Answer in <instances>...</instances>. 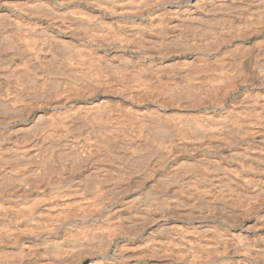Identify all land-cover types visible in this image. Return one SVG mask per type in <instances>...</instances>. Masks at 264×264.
Instances as JSON below:
<instances>
[{"label": "bare ground", "instance_id": "bare-ground-1", "mask_svg": "<svg viewBox=\"0 0 264 264\" xmlns=\"http://www.w3.org/2000/svg\"><path fill=\"white\" fill-rule=\"evenodd\" d=\"M10 1H12V0H10ZM22 0H15L13 3H11V6H9L8 5V3H6L7 4V7L9 6V7H11L14 11H16V12H22L26 17H27V19L25 20V18H24V22H21V23H23L22 24V26L21 25H19V24H21L20 22H18V21H15V19H14V26H16V29H17V32H18V30H19V34H17V36L14 38V40H12V41H10L9 42V48L11 49V52H12V57L14 58V57H18L20 60H23V61H25V62H28L30 65H31V71L32 70H35V69H33V67H37L38 65H40L39 63H44V62H41L42 60H46V58H51L50 60L53 62V65H55L54 67H67V68H70L69 70L71 71V72H68V75L67 76H69V74H71V75H73V73L75 74L77 71H79V70H86L85 71V73H88V71L90 70V68H92L93 66H94V62H95V59L97 60L98 58H99V56H100V54H98L99 52H101V53H104V52H102L103 50L104 51H111V54L113 55V58H115V59H117L118 61H119V64H115V63H117V62H112L113 63V67H116V66H119L120 65V63L121 64H125V63H123V62H127V63H135V62H137V61H139V63L142 65V67H140V70H147L151 75L153 74L154 76L153 77H155V78H157L158 80L160 79V78H163V80L165 81V85H163L162 84V87H163V89H162V87L161 88H159L158 89V91H157V93H155V94H158L159 93V96H160V98L162 99V101L167 105V109L165 110V112L167 113V115H169V114H172L173 115V113L174 114H180L179 115V117H176V118H178L177 120H173L172 118H171V120H173V121H171V120H169L170 119V117L172 116V115H169V119H166V118H160L159 116H157V115H153V118H155V119H158L159 120V122H158V124H154V123H152V122H145V120L144 119H146V118H144V119H142V120H144V121H141L140 122V126L138 127V129L141 127V130L144 132V136L146 135V138L148 139H150V138H152V140L154 139V143L152 144V145H154L153 147H152V145H149L148 146V144H150V143H147L146 142V144L147 145H145V146H143V147H141V145L142 144H139V145H131V150H128V151H130V153L128 154V155H126V154H124L126 157H124V158H126L124 161L125 162H129V163H131V164H133L132 165V167L131 168H129L130 170H131V176H137L141 171H143L144 169H145V165H143L144 163H143V161H145L146 160V158H147V156H149L150 155V153L152 152V154H154L156 157H157V162H159L160 163V167H161V170L160 171H163L164 169H166V167H168L169 168V172H172V176H166V175H157V177H156V180H155V186H157L158 187V189L156 190V188H155V190H156V192H154L153 191V193L150 195V197L151 198H153V199H155L156 201H163V200H166V201H168L169 202V204H162L163 206H168V205H170V207L171 208H175V207H180V208H182L183 209V212H184V214H188V213H192L193 212V210H194V208H195V204L193 203V201L195 202V198L193 199V197H201L202 199H209L210 198V196L212 195V194H214L215 192H223L224 193V191H225V194H226V191H230V190H234L233 188L234 187H232L233 185H235L234 183H236V185L238 184V182H235V181H233L234 183H231V181H232V178H229V175L227 174V169L225 168V171H226V173H222V172H220L221 174H217V170H216V164H218V161L217 160H215V158H212V157H208V156H205V155H203V156H200L199 158H198V160L197 161H199L200 160V162L201 163H206V164H208L207 165V167H206V169H205V171L206 172H204V177L206 178V179H208V180H211L212 181V183H211V189L210 190H205V191H203L202 189H203V181H202V179H201V177L199 178L197 175L198 174H200V172L199 173H197V170H196V173L197 174H195L194 172H192V170L191 171H188V170H185V167H188V166H184V160H183V158H184V156H187V157H194V155H196L197 153H200V151H202V150H204V151H208V150H211L212 149V151H213V149H218V148H221V147H223V146H230L231 144H229V140L230 139H232V140H234L233 138H230L231 136H233V135H231L230 136V132H231V130H235V133H236V135H238V139H240L239 138V135H240V137H242V139H243V136L245 137H248L247 135L249 134V137H250V132H251V124H248L249 122H250V120H252L251 118L254 116V111L253 112H250V113H248L247 112V109H246V107H245V111L248 113V114H245L246 112L244 111L243 112V110L241 111V112H239V111H236L234 108H233V105L235 104V102H236V99L235 100H233L232 99V101H231V105H229V107H227L226 109H225V111H224V114H222V115H215V116H212V114L211 113H207L206 112V110H205V114H204V116L202 115V120H197V119H195L194 117H192V113L194 112V111H197V113L199 112V110H200V108H202L201 106H212V108L215 110H217V107H219L220 106V103L219 102H217L216 100V103H210V101L208 100V98L205 96L207 93H205V95H203L204 94V92H203V94L201 93V92H198V86H200L203 82H207L208 83V86L209 85H211V84H214V85H216L217 86V84L216 83H219L220 85H222V91H220L221 92V94H222V97L224 96L226 99L231 95H229V88L230 87H232L233 88V85H235L236 83H241V84H244L245 86H247V85H249L250 86V88L252 87V91L253 92H251V95H252V93L253 94H255L254 96H258V95H256L257 94V90H260L261 89V87H263L264 86V74H263V69H262V72H260L257 68H255L254 67V58H255V56H256V52H258V51H260L259 50V48H258V45L260 44V40L261 39H263L264 40V0H24V1H26V2H21ZM5 3H1V5H4ZM8 7V8H9ZM7 10H10V9H7ZM7 12V11H6ZM5 12V13H6ZM15 12V13H16ZM1 13H3V12H1ZM0 13V14H1ZM4 13V14H5ZM11 14V13H10ZM13 14V13H12ZM17 14V13H16ZM13 16V15H12ZM18 16V15H17ZM17 16H14V17H17ZM21 16V15H20ZM4 17H5V15H4ZM10 17H11V15H10ZM19 17V16H18ZM17 17V18H18ZM5 18H7V17H5ZM2 19L4 20V18L2 17ZM0 20H1V18H0ZM2 20V21H3ZM6 20V22H4L5 24H7V19H5ZM9 20V19H8ZM19 20V19H18ZM21 20H23V19H21ZM1 21V22H2ZM10 21V20H9ZM8 21V22H9ZM106 22V23H105ZM12 23V22H11ZM2 24V23H1ZM0 24V25H1ZM13 24V23H12ZM104 24L106 25V26H104ZM5 26H8V25H4L3 26V29H2V31H4V27ZM14 26H12L13 28H14ZM11 27V28H12ZM18 27V28H17ZM21 27V28H20ZM1 29V28H0ZM5 30H6V27H5ZM15 30V29H14ZM14 30H10L11 32L13 31V33H14ZM7 31H9L8 29H7ZM238 32L239 33V31H240V35H239V37H240V40H236L235 41V38H234V36H233V33L234 32ZM17 32H15V33H17ZM0 33H1V31H0ZM4 33V32H3ZM5 33H9V32H5ZM15 33H14V35H15ZM237 33V34H238ZM11 34V33H10ZM3 35V34H2ZM7 35H9V34H7ZM7 35H6V38H7ZM12 35V34H11ZM10 35V36H11ZM13 35V36H14ZM189 35H190V37H189ZM236 35V34H235ZM5 36V35H4ZM3 36V37H4ZM10 36H8V37H10ZM2 37V36H1ZM1 39V38H0ZM237 41H242V42H247L248 41V48H249V53H248V55L246 56V57H242L243 59L242 60H240V62L239 63H237V60H236V58L238 57V54L237 53H234V54H237V57H235L234 55H233V51H236L235 49L233 50V49H229V48H226V47H230L231 46V44H234L235 42H237ZM51 42H53V44H55V45H58L60 42H64L63 44H64V47H65V52H63V53H58L56 50H55V48L53 47V44L51 43ZM259 42V44H257ZM262 43H264V41H262ZM243 44V43H242ZM241 44V45H242ZM3 48L6 46H3V45H1ZM59 46V45H58ZM243 46V45H242ZM260 46V45H259ZM261 46H264V44L262 45L261 44ZM8 47H5V49L6 48H8ZM8 48V49H9ZM244 48V47H243ZM9 49V50H10ZM4 50V49H3ZM98 51V53H96L97 51ZM262 50V49H261ZM264 50V49H263ZM2 51V50H1ZM4 51H6V50H4ZM96 51V52H95ZM7 52V51H6ZM11 52H10V54H11ZM62 54V55H61ZM245 54V53H244ZM243 54V55H244ZM258 54H259V52H258ZM257 54V55H258ZM7 55H9V54H7ZM60 55H61V58L63 59H61L62 61H59L57 58H59L60 57ZM262 55H264V54H262ZM11 55H9V57H10ZM57 56H59V57H57ZM259 56V55H258ZM7 57V56H6ZM6 57H5V55H4V58H5V60H6ZM8 57V58H9ZM11 57V58H12ZM111 57V56H110ZM263 57V56H262ZM7 58V59H8ZM10 58V59H11ZM2 59V58H1ZM60 59V58H59ZM238 59V58H237ZM9 60V59H8ZM16 60V59H15ZM109 60V59H108ZM135 60H137V61H135ZM257 60V59H256ZM17 61H19L18 59H17ZM105 61V60H104ZM128 61H130V62H128ZM135 61V62H134ZM261 61V60H260ZM9 62V61H8ZM11 62V61H10ZM48 62H49V59H48ZM52 62H49V64L50 63H52ZM97 62H99V61H97ZM101 62V61H100ZM210 62H213L215 65H216V69L214 70V71H209L208 69H206V70H203L201 67L202 66H199V65H205V67H207L206 65L208 64V63H210ZM262 62H264V61H262ZM2 62H0V64H1ZM12 63V62H11ZM21 63V62H20ZM110 63H111V61H110ZM138 63V64H139ZM237 63V64H236ZM256 63V62H255ZM260 63V62H259ZM9 64V63H8ZM8 64H6V66H5V68L8 66H10V64L8 65ZM13 64H14V62H13ZM28 64V65H29ZM48 64V65H49ZM65 64V65H64ZM211 64V63H210ZM21 65V64H20ZM19 65V66H20ZM23 65V66H22ZM22 65H21V67L23 68L24 67V69H26V65L24 66V64H23V62H22ZM43 65V64H42ZM52 65V64H51ZM105 65H106V63H105ZM114 65H116V66H114ZM264 65V64H263ZM1 66H4V65H1ZM12 66V65H11ZM16 66V65H15ZM15 66H13V67H15ZM107 66H108V64H107ZM110 66V65H109ZM130 66V65H129ZM261 66V65H260ZM7 67V68H8ZM30 67V66H29ZM40 67V66H39ZM54 67H52L53 69H54ZM113 67H110L111 69L113 68ZM1 68V67H0ZM4 68V67H3ZM6 68V69H7ZM41 68H43V67H40L39 69H41ZM45 68V67H44ZM46 68H48V66H46ZM50 68V67H49ZM67 68H65V69H67ZM72 68L74 69L75 68V70L77 69V71L76 72H72ZM103 68V67H102ZM130 68V67H129ZM134 68V67H133ZM201 68V69H200ZM18 68H16L15 70H17ZM30 68H28L27 70H29ZM51 69V68H50ZM53 69H51V70H53ZM56 69V68H55ZM60 69V68H59ZM59 69H56V70H58L59 71ZM87 69H88V71H87ZM12 70V69H11ZM14 70V69H13ZM12 70V71H13ZM14 70V71H15ZM51 70H49V71H51ZM61 70V69H60ZM68 70V69H67ZM92 70H93V68H92ZM104 70H107V69H105L104 68ZM109 70V69H108ZM113 70V69H112ZM121 70V69H120ZM208 70V71H207ZM211 70V69H210ZM13 71V72H14ZM19 71V70H18ZM30 71V70H29ZM28 71V72H29ZM38 72L40 71V70H37ZM42 71V70H41ZM45 71V70H44ZM54 71V70H53ZM63 71H64V73H65V70L63 69ZM74 71V70H73ZM83 71V72H84ZM98 71V70H97ZM99 71H101V69H99ZM147 71H145V72H147ZM16 72V71H15ZM34 72V71H33ZM38 72H36L37 74H38ZM57 72V71H56ZM62 72V71H61ZM82 72V73H83ZM90 72H92V71H90ZM89 72V73H90ZM110 72H112V71H110ZM109 72V73H110ZM117 72V71H116ZM120 72V71H119ZM118 72V73H119ZM139 70H137V69H128V68H126V74H124V79H122V82L126 79V81H127V84L129 85L130 84V86L133 84H135V86H136V83L139 81V78H141L140 77V75H141V73L139 74ZM144 72V73H145ZM5 73V72H4ZM7 73V72H6ZM9 74L11 73V71H9L8 72ZM18 73V72H17ZM20 73V72H19ZM24 73V72H23ZM35 73V72H34ZM41 74H43L42 72H40ZM39 73V74H40ZM44 73H46V72H44ZM67 73V72H66ZM105 73V72H104ZM103 73V75L105 76H111V74H104ZM106 73H107V71H106ZM114 73V72H113ZM112 73V74H113ZM124 73V72H123ZM122 73V74H123ZM239 73H244V76H242L241 78H239L238 77V74ZM3 74V73H2ZM1 74V75H2ZM11 74H13L14 75V73H11ZM26 74V73H25ZM24 74V75H25ZM28 74V73H27ZM53 74H55V73H53ZM53 74H50V75H53ZM60 74H63V73H60ZM77 74H78V72H77ZM102 74V73H101ZM100 74V75H101ZM121 74V75H122ZM143 74V73H142ZM150 74H148L149 76H150ZM12 75V76H13ZM15 75H16V73H15ZM21 75H23V74H21ZM30 75V74H29ZM29 75H25V76H29ZM33 76L35 75V74H32ZM47 75V74H46ZM58 74H55V75H53V76H51V77H54V76H56V77H58L57 76ZM81 74L79 73V76H80ZM83 75H85V74H83ZM88 75H91V74H87V76ZM93 75H94V73H93ZM147 75V76H148ZM24 76V77H25ZM47 76H49V75H47ZM66 76V75H65ZM65 76H62V78L63 77H65ZM105 76V79H107V77ZM114 76H116V74L114 73ZM118 76V75H117ZM117 76L115 77V78H117ZM120 76V75H119ZM141 76H143V75H141ZM8 77V76H7ZM14 78V80H16L17 81V77L16 76H13ZM29 77H31V75L29 76ZM36 77H37V75H36ZM41 77V76H40ZM39 76H38V78L39 79H41ZM60 77H61V75H60ZM60 77H59V79H60ZM73 77H74V75H73ZM76 77H78V76H76ZM75 77V78H76ZM89 77V76H88ZM87 77V78H88ZM103 77V76H102ZM122 78H123V76H121ZM146 77V76H145ZM2 78L3 79H5L4 78V75H2ZM1 78V80H3ZM23 78V77H22ZM33 78V77H32ZM34 78H35V76H34ZM71 76H70V79L69 80H71ZM75 78H73V79H75ZM85 78V77H84ZM90 78V77H89ZM110 78V77H109ZM120 77H118L117 79H119ZM144 77H142V79H143ZM10 79H12V78H10ZM9 79V80H10ZM27 79V78H26ZM30 79V78H29ZM28 79V80H29ZM37 79V78H36ZM43 79L45 80V78H44V76H43ZM42 79V80H43ZM49 79V78H48ZM58 79V80H59ZM63 79H65V78H63ZM72 79V80H73ZM86 79V78H85ZM103 79H104V77H103ZM111 79V78H110ZM142 79H140L141 81H142ZM149 79V78H148ZM154 79V78H153ZM7 80V79H6ZM6 80H5V82H6ZM18 80H19V78H18ZM25 80V79H24ZM52 80H55V82H56V78L54 77V79H52ZM67 80V79H66ZM76 80V79H75ZM86 80H88V79H86ZM102 80V79H101ZM145 80H147V78L145 79ZM145 80H144V84H141L140 82V85H139V89H137V87L135 88L134 86V88H135V90H134V88L132 89L131 87V89L134 91V92H137L138 90L139 91H144V89H145V87H146V85H145ZM151 79H149L148 81L149 82H151L150 81ZM4 81V80H3ZM8 81V80H7ZM30 81H32V80H30ZM48 80H46L45 82H47ZM65 81V80H64ZM74 81V80H73ZM79 81L81 82H83L84 83V81L83 80H80L79 79ZM78 80H77V82L76 83H78L79 82ZM112 81V80H111ZM147 81V82H148ZM153 81V80H152ZM5 82H3V83H5ZM14 82V81H13ZM12 82V83H13ZM26 82H27V80H26ZM33 82V81H32ZM32 82H30V84L32 83ZM42 82V81H41ZM40 82V83H41ZM59 81H57V83H58ZM69 82V81H68ZM92 83L93 81L91 80H89L88 81V83ZM120 84H121V79H120ZM136 82V83H135ZM146 82V83H147ZM156 82V81H155ZM158 82V81H157ZM156 82V83H157ZM161 83H162V81H160ZM1 83V82H0ZM9 83V82H8ZM7 83V84H8ZM18 83V82H17ZM23 83V82H22ZM22 83H20L21 85H23ZM39 83V84H40ZM48 84H49V81L47 82ZM51 83V82H50ZM56 83V85H58ZM60 83H61V81H60ZM63 83V82H62ZM61 83V84H62ZM87 83V84H88ZM90 83V84H91ZM98 83V82H97ZM96 83V84H97ZM124 83V82H123ZM126 83V82H125ZM124 83V88H125V85L126 86H128L127 84H125ZM161 83H159V84H161ZM238 83V84H239ZM6 84V83H5ZM13 84H15V82L13 83ZM29 84V83H28ZM27 84V85H28ZM35 84V83H34ZM37 84V83H36ZM64 84V83H63ZM66 84H67V82H66ZM68 84H71V82H69ZM82 84V83H81ZM87 85V87L88 86H91L92 85V87L94 86V84H95V81H94V83L93 84H91V85ZM113 84V83H112ZM158 84V83H157ZM205 84V83H204ZM238 84H236V86H235V89L236 88H238L237 86H238ZM10 85V84H9ZM9 85H8V88H9ZM12 85V84H11ZM33 85V84H32ZM42 85H43V83H41V85H40V87L37 85V87H39L40 89H42ZM50 85V84H49ZM54 85V84H53ZM53 85H51V86H53ZM56 85H54L53 87H56L57 88V86ZM60 85V84H59ZM141 85H144L143 87H144V89H142V90H140V88H143ZM152 85V84H151ZM206 85V84H205ZM219 85V86H220ZM3 86V85H2ZM6 86V85H5ZM18 86V85H17ZM30 86V85H29ZM36 86V85H35ZM68 87H69V85H67ZM67 86H65L66 88H67ZM72 86V85H71ZM82 86V85H81ZM96 86V85H95ZM94 86V87H95ZM121 86V85H120ZM141 86V87H140ZM149 86V83H148V85H147V87ZM159 86V85H158ZM207 86V85H206ZM208 86H207V89H209L208 88ZM213 86V85H212ZM0 87H1V84H0ZM15 87V86H14ZM13 87V88H14ZM49 87V86H48ZM47 87V85H46V87L43 85V88L45 89H47L48 88ZM62 87V89H65V87H64V85H62L61 86ZM82 87H86V86H82ZM93 87V88H94ZM100 87V86H99ZM103 87V86H102ZM101 87V88H102ZM113 87V86H112ZM122 87V86H121ZM120 87V88H121ZM146 87V88H147ZM150 87V86H149ZM148 87V88H149ZM202 87V86H201ZM211 87V86H210ZM2 88H4V87H2ZM12 88V87H11ZM11 88H9L8 89V91L10 90L11 91ZM16 88V87H15ZM17 88H19L20 89V87L18 86ZM21 88H23V87H21ZM58 88H60V87H58ZM71 88V87H70ZM80 88V87H79ZM90 88V87H89ZM98 88V87H97ZM105 88H107V87H105ZM116 88V87H115ZM128 88H129V86H128ZM147 88V89H148ZM212 88H214V91L213 90H211ZM210 90L211 91H213L214 93H216L215 92V89L217 90V88H215V86L214 87H212ZM241 88V87H240ZM32 89V88H31ZM36 88H34V86H33V89L31 90V91H36L35 90ZM40 89H38L37 91L39 92L40 91ZM45 89V90H46ZM49 89V88H48ZM73 89V88H72ZM72 89H70V90H72ZM76 89V86L74 87V89H73V91ZM84 89V88H83ZM83 89L81 88V93H82V95H83V93L85 92V90H88V89H84V92H83ZM111 90H113V88H110ZM119 88H117V89H115V90H113V91H116V90H118ZM127 89V88H126ZM203 89H206V87L205 88H203ZM202 89V90H203ZM243 89V88H242ZM246 89V88H245ZM245 89H244V91H245ZM263 89H264V87H263ZM6 90V89H5ZM13 90V89H12ZM18 90V89H17ZM22 90V89H21ZM25 90V89H24ZM49 90H51V88L49 89ZM48 90V91H49ZM55 90H57V89H54L53 91H54V93L53 94H55ZM76 90H78V89H76ZM96 90V89H95ZM101 90V89H100ZM107 90H109V89H107ZM121 90H123V89H121ZM159 90H161V91H159ZM231 90V89H230ZM240 90V89H239ZM9 91V92H10ZM31 91L29 90V92L31 93ZM47 91V90H46ZM58 91V90H57ZM63 91V90H62ZM68 91V89H66V91H65V93H68L67 92ZM94 91V90H93ZM97 91V90H96ZM102 91V90H101ZM110 91V90H109ZM128 91V90H127ZM129 91H130V89H129ZM129 91H128V93H129ZM132 91V92H133ZM233 91H234V89H233ZM237 91V90H236ZM257 91V92H256ZM23 92H25V91H23ZM45 91L43 90V93H44ZM51 91H49V93H50ZM64 92V91H63ZM62 92V94H60V93H58V92H56V94H60L59 96L58 95H54V96H57V97H55L56 99L54 100V101H50L49 99H48V101L49 102H52L51 103V106H52V108H53V110L55 111L56 110V112L54 113V114H48V119H47V117H46V119L48 120V123H46L45 124V122L43 121V120H41L42 119V117H40V122L42 123V121H43V125L45 124V125H47V126H45L41 131H40V134L39 135H41L40 137H43L44 139H51V138H53V137H55V136H57V135H63V137L65 136L64 134H68V133H70L69 131L73 128V126H70L71 124H72V122H71V124L70 123H68V121L70 120V119H72L71 118V116L73 117L74 115H71V113L72 114H75L74 112H75V110L80 114H83V116L84 117H86V118H88L87 120H89L90 122H91V124H94V126H95V124H97L98 126V129H100V130H102V131H104V133L110 138V139H108V137H107V139L108 140H111L112 139V141L114 140L115 142H116V140H122V136H124L123 134H122V130H123V128H121V127H124L125 128V126L126 125H128V123L129 122H126V125L124 124L125 122H123L124 120H126V119H124V120H122V118H121V121L123 122H120L119 121V119H114V117L112 118V117H110L111 115H112V113L114 114V112H112L111 113V115L109 114L111 111L109 110L110 108H107L108 106L107 105H105V104H103V105H105V107L107 108L106 110L108 111H110L109 113L108 112H106L103 108H105V107H103L102 108V110L103 111H100L99 109H101L100 107H99V109H98V106H100V105H96L95 103H93V101H92V103L94 104V107H91V108H83V109H73L74 110V112L72 111H69V110H67V109H65V104H66V98L68 97V95H67V97H65L64 96V93ZM79 92V91H78ZM87 92V91H86ZM85 92V93H86ZM89 92V95L92 93L91 91H88ZM112 92V91H111ZM118 92H119V94H122V93H120L121 91H119L118 90ZM118 92H116L117 94H118ZM123 92V91H122ZM141 92V93H142ZM147 92V91H146ZM238 92V91H237ZM246 92V91H245ZM249 92V93H250ZM12 92H10V94H11ZM13 93L15 94V91H13ZM21 93H22V91H21ZM76 93V92H75ZM75 93H74V95H75ZM80 93V92H79ZM79 93H78V95H79ZM84 93V96H86L87 94H85ZM105 93V92H104ZM103 93V94H104ZM109 93V92H108ZM113 94V95H116L117 96V94ZM126 93V92H125ZM125 93H123V94H125ZM127 93V95H129ZM131 93V92H130ZM240 93H241V91H240ZM9 94V93H8ZM7 93H6V95H8ZM17 94V93H16ZM33 94V93H32ZM53 94H51V95H53ZM69 94V93H68ZM70 94L71 95H73L71 92H70ZM77 94V93H76ZM107 94V93H106ZM132 94V93H131ZM130 94V95H131ZM134 94V93H133ZM132 94V95H133ZM136 94V93H135ZM138 94V93H137ZM143 94H145V92L143 93ZM143 94H141V95H143ZM213 94V93H212ZM219 94V92L217 93V95ZM259 94V93H258ZM6 95H4L3 97H5ZM24 95V94H23ZM27 95V94H26ZM49 94H46V97L48 96ZM88 95V96H89ZM102 95V94H101ZM140 94H138V97L139 96H141ZM149 95V94H148ZM210 95V94H209ZM11 96V95H10ZM13 96H15V95H12V97ZM20 96H21V94L19 95V96H17V97H19L20 98ZM32 96V95H31ZM37 95H35V96H33L34 98L36 97ZM76 96V95H75ZM75 96H74V98H75ZM91 96V95H90ZM121 96V95H120ZM150 96V95H149ZM211 96H213V95H211ZM260 97H261V95H259ZM7 97H9V96H7ZM6 97V98H7ZM11 97V98H12ZM16 97V96H15ZM16 97V98H17ZM51 97V96H50ZM78 97V96H77ZM80 97H81V95H80ZM77 98V99H82V98ZM122 97V96H121ZM121 97H114V98H110V96H109V98L111 99L109 102L111 103V104H113V105H116L117 106V108L119 107V108H122L121 109V111L124 109V108H126L127 107V105L128 104H130V101L129 100H131V99H125L126 98V96H124L123 98H121ZM131 98H132V96H130ZM129 97V98H130ZM135 98L137 97V95H135L134 96ZM137 97V98H138ZM155 97V96H154ZM248 97H249V95L248 94H244L243 96H242V99H245V100H247L248 99ZM251 97V96H250ZM259 97V98H260ZM264 97V96H263ZM262 97V98H263ZM1 98H2V95H1ZM6 98L5 99H3V101L4 100H6ZM10 98V97H9ZM24 98V97H23ZM33 98V99H34ZM39 98H41L40 96H39ZM39 98H38V96H37V99H38V101H40L39 100ZM52 98H53V96H52ZM71 98L73 99V97L71 96ZM87 98H89V97H87ZM93 98V97H92ZM98 98V97H97ZM216 98H217V96H216ZM220 98H221V96H220ZM232 98V97H231ZM13 99H14V97H13ZM12 99V100H13ZM22 99V98H21ZM43 99H45V97L43 98ZM134 99V98H133ZM160 99V100H161ZM215 99V98H214ZM218 99V98H217ZM228 99H230V98H228ZM255 99H257L256 97H255ZM255 99H254V101H255ZM261 99V98H260ZM264 99V98H263ZM1 100V99H0ZM15 100V99H14ZM13 100V102L15 103V102H17V101H20V99L19 100H17V101H14ZM23 100V99H22ZM27 100V99H26ZM105 100V98L103 99V101ZM139 100H141V99H138V101ZM157 100V99H156ZM211 100V99H210ZM225 100V99H224ZM223 100V101H224ZM253 100V99H252ZM251 100V101H252ZM262 100V99H261ZM25 101V100H24ZM24 101L23 102H21V104L22 103H24ZM37 101V100H36ZM43 101V100H42ZM47 101V102H48ZM76 101V100H75ZM107 101V100H106ZM135 101H136V99H135ZM157 101H159V99L157 100ZM226 101V100H225ZM19 102V103H20ZM44 102V101H43ZM88 102H89V100H88ZM108 102V101H107ZM132 102V101H131ZM142 102V101H141ZM160 102V101H159ZM257 102V101H256ZM5 103V102H4ZM4 103H0L3 107H6V108H8L9 109V112L8 113H10V115H12V116H17V115H19V114H17V113H19V112H15L14 110H17V109H19V108H17V109H13V108H9V106H6ZM10 103H11V100H10ZM19 103H17L18 105H19ZM46 103V102H45ZM97 103V102H96ZM134 104H135V102H133ZM137 103V102H136ZM161 103V102H160ZM159 103V104H160ZM163 103V104H164ZM222 103V102H221ZM224 103V102H223ZM24 104H26V103H24ZM23 104V105H24ZM38 104V103H37ZM47 104H49V103H47ZM68 104V103H67ZM66 104V105H67ZM98 104H102V103H100V102H98ZM109 104V103H108ZM142 104V103H141ZM151 104V103H150ZM211 104V105H210ZM259 104H260V102H259ZM10 105V104H9ZM13 105V104H12ZM15 105L16 104H14V108H15ZM23 105L21 106V108H23ZM42 106H44V104H41ZM137 105V104H136ZM135 105V106H136ZM155 105V104H154ZM239 105V104H238ZM242 105V104H241ZM262 105V104H261ZM260 105V106H261ZM28 106V105H27ZM46 107H48L47 105H45ZM50 106V107H51ZM72 106H74V105H72ZM131 106V105H130ZM159 106V105H158ZM237 106V105H236ZM243 106V105H242ZM241 106V107H242ZM18 107V106H17ZM26 107V106H25ZM24 107V108H25ZM70 107V106H69ZM88 107V106H87ZM97 107V108H96ZM102 107V106H101ZM111 107V109L112 110H114L115 112H116V110L114 109L115 107H112V106H110ZM149 107V106H148ZM152 107V106H151ZM164 107V106H163ZM163 107H161V109L163 108ZM6 108H5V110L4 111H6ZM23 108V109H24ZM27 108V107H26ZM135 108V107H134ZM137 108L139 109V106H137ZM143 108V107H142ZM159 108V107H158ZM204 108V107H203ZM211 108V107H210ZM244 108V107H243ZM242 108V109H243ZM253 108V107H252ZM256 108V107H255ZM44 109V108H43ZM70 109H71V107H70ZM130 109V108H129ZM137 109V110H138ZM152 109V108H151ZM205 109V108H204ZM207 109V108H206ZM224 109V108H223ZM257 109V108H256ZM3 110V109H2ZM2 110H0V111H2ZM25 110V109H24ZM36 110H38V109H36ZM72 110V109H71ZM154 110H155V107H154ZM160 110V109H159ZM210 110H212V109H210ZM213 110V111H214ZM221 110V109H220ZM239 110H241V109H239ZM3 111V112H4ZM20 111H22V110H20ZM29 111H30V108H29ZM40 111V110H39ZM48 111V110H47ZM46 111V112H47ZM53 111V112H54ZM118 111H119V109H118ZM130 111H133L134 112V110H130ZM136 111V110H135ZM148 111H149V109H148ZM202 111V110H201ZM25 112V111H24ZM50 112H51V110H50ZM126 112H127V108H126ZM129 112V111H128ZM140 112V111H139ZM155 112H157L156 110H155ZM209 112V111H208ZM1 113V112H0ZM5 113V112H4ZM8 113H5V114H3L4 116L3 117H6L5 115H8ZM78 113H76V114H78ZM130 113V112H129ZM140 113H142V112H140ZM197 113L195 114V116H197ZM220 113H222V111L220 112ZM15 114V115H14ZM22 114V113H21ZM24 114H25V116L27 115V114H29V112L27 113V112H25V113H23V115L22 116H24ZM36 114V113H35ZM41 114V113H40ZM81 114H80V116H81ZM85 114H86V116H85ZM116 114V113H115ZM118 114V116H119V118L121 117V115H119V113H117ZM122 114V113H121ZM146 114V113H145ZM194 114V113H193ZM1 115V114H0ZM44 115V114H43ZM125 115V114H124ZM124 115H122V117L124 116ZM128 115V114H127ZM131 113H130V116H128V117H130V118H134L133 116L131 117ZM134 115V114H133ZM142 115H143V117L145 116L144 115V113H142ZM146 115H148V114H146ZM152 115V114H151ZM201 115V114H200ZM232 115H236L237 116V118H238V120H236V122H237V124H236V129H233V128H231V127H229L228 126V119L230 118V116H232ZM9 116V115H8ZM24 116V117H25ZM29 116V115H28ZM115 116H117V115H115ZM140 116H141V114H140ZM140 116H136L135 115V119L136 120H138L139 118H140ZM161 116V115H160ZM164 116H165V114H164ZM199 116V115H198ZM260 116V115H259ZM262 116H264V115H262ZM262 116L260 117V119H262ZM14 117H13V119H14ZM76 117V116H75ZM77 117H78V115H77ZM125 117V116H124ZM123 117V118H124ZM128 117H126V118H128ZM139 117V118H138ZM146 117V116H145ZM172 117H174V115L172 116ZM234 117V116H233ZM8 118H11L10 120H12V117L11 116H9ZM15 118H17V117H15ZM22 119H23V117H21ZM38 118V117H37ZM117 118V117H116ZM142 118V117H141ZM26 119V118H25ZM28 119H30V118H28ZM33 119H35V118H33ZM79 119V118H78ZM77 119V120H78ZM112 119H114V120H117V121H119L120 123H122V124H124L125 126H121L120 128H119V126L117 127V125H116V123H118L117 121H115L114 123H115V125L113 124V121L114 120H112ZM129 119V118H128ZM131 119V120H132ZM148 119V118H147ZM199 119V118H198ZM253 119H255V118H253ZM258 119V118H257ZM15 120V119H14ZM17 120V119H16ZM24 120V119H23ZM73 120V119H72ZM75 120V119H74ZM130 120V119H129ZM130 120V121H131ZM134 120V119H133ZM231 120H234L233 118L231 119ZM1 121H6V119H1L0 118V122ZM13 121V120H12ZM20 121H22V120H20ZM31 121V120H30ZM34 121V120H33ZM37 122V121H35V122H37V123H39L40 124V122ZM76 121V120H75ZM74 121V122H75ZM80 121H84V120H82V118H81V120ZM89 121H86V122H89ZM148 121V120H147ZM255 121V120H254ZM253 121V122H254ZM261 121V120H260ZM35 122H33V123H35ZM85 122V123H86ZM135 123H136V121H134ZM233 122V121H232ZM252 122V123H253ZM259 122V121H258ZM262 122V121H261ZM260 122V123H261ZM14 123H16L15 121H14ZM33 123H32V126H33ZM77 123V122H76ZM120 123H118V124H120ZM137 123H139V122H137ZM137 123L135 124V126L137 125ZM256 123V122H255ZM36 124V123H35ZM34 124V125H35ZM131 124V123H130ZM234 124V122L232 123V125ZM256 124H258V123H256ZM264 124V123H263ZM12 125V124H11ZM22 125H24V124H22ZM31 125V124H30ZM29 125V126H30ZM87 125V124H86ZM121 125V124H120ZM231 125V126H232ZM250 125V126H249ZM4 126V125H3ZM2 126V127H3ZM37 127L39 126V125H36ZM40 126H42V125H40ZM75 126V125H74ZM132 126H133V124H132ZM134 126V127H135ZM252 126H255L256 127V125H252ZM261 126H262V123H261ZM5 127H8V126H5ZM11 127V126H10ZM13 127V126H12ZM17 127H19V129L18 130H16V131H13V132H11V133H9L10 131L8 130V136L7 137H5V138H9V135L10 136H13L14 138L13 139H15V144L17 145V146H19L20 144V146H24L25 144H27L25 141L27 140V138L26 137H28V136H22V132H23V128H22V126L20 125V124H17ZM76 127H77V125H76ZM96 127V126H95ZM96 127V128H97ZM258 127H260V126H258ZM9 128V127H8ZM75 128V127H74ZM80 128V127H79ZM91 128H92V125H91ZM90 128V129H91ZM127 128H128V126H127ZM257 128V127H256ZM264 128V127H263ZM10 129V128H9ZM16 129V128H15ZM81 129V128H80ZM85 129H87V128H85ZM95 129V128H94ZM122 129V130H121ZM130 129H131V126H130ZM137 129V130H138ZM255 129V128H254ZM14 130V129H13ZM78 129H76V131H77ZM89 130V129H88ZM124 130H127V129H124ZM259 130V129H258ZM4 131V130H3ZM2 131V132H3ZM72 131V130H71ZM83 131V130H82ZM85 131V130H84ZM97 131V130H96ZM96 131H94L95 133H96ZM131 131V130H130ZM1 132V131H0ZM1 132V133H2ZM89 132V131H88ZM132 132V131H131ZM253 132V131H252ZM0 133V134H1ZM26 133V132H25ZM31 133V132H30ZM103 133V132H102ZM127 133H128V131H127ZM126 133V134H127ZM136 133V132H135ZM232 133V132H231ZM256 133V132H255ZM257 133H259L260 134V132H257ZM28 134V133H27ZM26 134V135H27ZM57 134V135H56ZM85 134H88L86 131H85ZM84 134V135H85ZM97 134V136H100L101 134L99 133V135H98V133H96ZM96 134H94V135H96ZM104 134V135H105ZM130 134V133H129ZM137 134V133H136ZM135 134V135H136ZM2 135V134H1ZM0 135V136H1ZM4 135H5V133H4ZM31 135H33V134H31ZM30 135V136H31ZM35 135V134H34ZM37 135V134H36ZM90 135V134H89ZM86 136V137H89L90 139H91V137H92V135L91 136ZM105 135V136H106ZM141 135V134H140ZM258 135V134H257ZM38 136V135H37ZM36 136V137H37ZM75 136V135H74ZM77 136V135H76ZM102 136H103V134H102ZM136 136H138V135H136ZM255 136V135H254ZM3 136L2 137H0V138H4ZM21 137H23V139L21 138ZM34 137V136H33ZM68 137V136H67ZM96 137V136H95ZM104 137V136H103ZM126 137H128V136H126ZM126 137H124V138H126ZM235 137H237V136H235ZM255 137H258V136H255ZM264 136L262 135V138H263ZM12 138V137H11ZM30 138V137H29ZM31 138H32V136H31ZM30 138V140L32 141V139ZM84 138V137H83ZM89 138H84L85 140L86 139H89ZM97 138V137H96ZM99 138V137H98ZM106 138V137H105ZM251 138V137H250ZM252 138H253V136H252ZM26 139V140H25ZM37 139V138H36ZM35 139V140H36ZM54 139V138H53ZM68 139V138H67ZM73 139V138H72ZM100 139L102 140V138H101V136H100ZM136 138H134V140H135ZM260 139H261V137H260ZM12 140V139H11ZM29 140V141H30ZM81 140V139H80ZM96 141L97 140H99V139H95ZM124 140H126V139H124ZM128 140V139H127ZM133 140V139H132ZM139 140V139H138ZM146 139H144V141H145ZM151 140V139H150ZM252 140V139H251ZM258 140H259V138H258ZM2 141H3V139H2ZM28 141V140H27ZM42 141V140H41ZM59 141V140H58ZM61 141H64V140H61ZM92 141V140H91ZM91 141L89 142L90 143V145H91ZM147 141H149V140H147ZM235 142L233 143V145L235 144V143H237V141L236 140H234ZM261 141V140H260ZM263 141H264V139H263ZM1 142V141H0ZM5 142V141H4ZM8 142H10V141H7V143ZM19 142V145L17 144ZM36 143H38L37 141H35ZM57 142V141H56ZM56 142H54V143H56ZM66 142V141H65ZM68 142V141H67ZM80 142V141H79ZM84 142V141H83ZM98 142H100L101 143V147L103 148V144L105 143V139H104V142H102V141H97V142H95V143H98ZM107 142V141H106ZM125 142V141H124ZM134 142V141H133ZM138 142V141H137ZM242 142H244V141H242ZM254 142V141H253ZM10 143H12V142H10ZM31 143V142H30ZM34 143V142H33ZM49 143V142H48ZM61 143V142H60ZM87 143V142H86ZM85 143V144H86ZM92 143H94V142H92ZM94 143V144H95ZM117 143V142H116ZM119 143V142H118ZM129 142H127V144H128ZM139 143H141V142H139ZM231 143H232V141H231ZM240 143V142H239ZM246 143V142H245ZM247 143H249V142H247ZM252 143V142H251ZM251 143H249L250 145H251ZM9 144V143H8ZM46 144V143H45ZM50 144V143H49ZM66 144V143H65ZM71 144V143H70ZM107 144V143H106ZM106 144H104V146H106ZM111 144V143H110ZM110 144H109V146H110ZM126 144V143H125ZM130 144V143H129ZM136 144V143H135ZM238 144V143H237ZM236 144V145H237ZM242 144V143H241ZM257 144V143H256ZM4 145V144H3ZM12 145H14V144H12ZM11 145V146H12ZM32 145V144H31ZM33 145H35V144H33ZM74 145V144H73ZM88 145V144H87ZM85 146V147H87V148H89V149H91V148H93L94 146ZM116 145V144H115ZM120 145V144H119ZM239 145V144H238ZM237 145V146H238ZM254 145H255V143H254ZM5 146H7L8 147V145L6 144ZM15 146V145H14ZM19 146V147H20ZM36 146H38V145H36ZM45 146V145H44ZM56 146V145H55ZM66 146V145H65ZM77 147L79 146V143H78V145H76ZM80 146H82V144L80 145ZM84 146V145H83ZM82 146V147H83ZM99 146H100V144H99ZM98 146V147H99ZM112 146H114L113 144H112ZM112 146H110V147H112ZM122 146H123V144H122ZM121 146V147H122ZM125 146V145H124ZM240 146V145H239ZM253 146V145H252ZM258 146V145H257ZM27 147V146H26ZM41 147V146H40ZM68 147H70V146H68ZM95 147H96V144H95ZM114 147H119V146H114ZM127 147V146H126ZM236 147V146H235ZM241 147V146H240ZM244 147H245V145H244ZM249 147V146H248ZM255 147V146H254ZM17 148V147H16ZM33 148V147H32ZM32 148H30V150L32 149ZM38 148V147H37ZM47 148V147H46ZM86 148V149H87ZM124 148V147H123ZM247 148V147H246ZM251 148V147H250ZM250 148H248V150L250 149ZM7 149V148H6ZM29 149V148H28ZM53 149H55L56 150V148H53ZM65 149V148H64ZM67 149V148H66ZM78 149V148H77ZM89 149L87 150V151H84L87 155L84 157L83 156V158H80V157H77V156H75L73 153H75V151H78V150H74V152L72 151V148L70 149L71 150V152H72V154L71 153H68L67 154V152L65 151V150H62L63 151V153H64V151L66 152V154H67V157H68V159H67V161H68V163H69V170L74 174V173H80V172H82L80 175H78V178L80 179V180H82V181H80L79 183H78V188H77V190L75 189V188H73L75 191H71L72 193L71 194H69V192H68V195L65 193V194H60L61 192H62V190H60L61 192L59 193V194H57V193H54V194H52V193H50V194H52L48 199L49 200H51V199H53V200H57V199H61L62 197H65L66 198V196H67V199H68V196H72V197H74V201L75 202H82V204L86 201V202H88V205L89 204H92L93 206V211L94 210H96V209H94V207L95 206H97L98 207V209H99V211H100V206H102L103 204H104V202H106L107 200L105 199V197L104 196H102L103 194H102V192H103V189H105L104 188V186H103V181L101 180V178H97L96 176V178H92V176H91V173H90V175L89 174H87V175H84V173H83V171H86V167H87V164L89 163V161L88 160H90L91 158V154L88 152L89 151ZM95 150H96V148H94ZM94 149H91V150H94ZM99 149V148H98ZM101 149V148H100ZM125 149V148H124ZM226 149H228V148H226ZM230 149V148H229ZM238 149V148H237ZM241 149H242V147H241ZM258 149H260L261 150V148H258ZM262 149H264V148H262ZM1 150H2V148L0 147V183L2 182L3 183V181H5V177H8L9 175H15V176H17V178L19 179V178H21L22 176H23V174H22V176L20 177H18V175L19 174H21L22 172H21V169H23V168H21L20 166H22L21 164H23L22 162L20 163L19 162V160L17 159L18 157L20 158V159H22V161L23 160H27V159H30V157L28 158L27 157V155H26V153H25V149L22 147H20V149H15V151H14V147H13V152H12V154H13V158L12 159H9V158H7L5 155H4V153H1ZM3 150H5V149H3ZM9 150V149H8ZM25 150V151H24ZM44 150H46V149H44ZM49 150V149H48ZM70 150H67V151H70ZM115 150V149H114ZM118 150L119 151H121L119 148H118ZM219 150V149H218ZM232 149H230V151H231ZM239 150V149H238ZM243 150V149H242ZM54 151V150H53ZM60 151V150H59ZM82 151V150H81ZM80 151V152H81ZM99 151V150H98ZM98 151H93L92 153H97ZM123 151V150H122ZM122 151L120 152V156H121V153H122ZM229 151V150H228ZM235 151V150H234ZM240 151V150H239ZM251 151H253L254 152V150H251L250 149V152ZM257 151V149L255 150V152ZM3 152V151H2ZM7 152V151H6ZM5 152V153H6ZM8 152H10V150L8 151ZM7 152V153H8ZM11 152H10V155H11ZM31 151H29L28 153H30ZM33 155H36V153L37 152H39L40 153V151L38 150V149H33ZM42 152V151H41ZM46 152H47V150H46ZM45 151H44V153H46ZM51 152H52V150H51ZM55 152V151H54ZM88 152V153H87ZM91 152V151H90ZM102 152V151H101ZM107 152V151H106ZM110 152H113V151H110ZM118 151H115L114 153H117ZM213 152H215V151H213ZM50 153V152H49ZM60 153V152H59ZM58 152H57V154H59ZM62 153V152H61ZM82 153V152H81ZM81 153H76L78 156H81L82 157V155H80ZM113 153V154H114ZM224 153V152H223ZM228 153V152H227ZM226 152H225V154H227ZM232 153H234V152H232ZM239 153V152H238ZM241 153V152H240ZM239 153V155H241ZM260 153L261 154H263L261 151H260ZM38 154V153H37ZM104 154V153H103ZM109 154H111V153H109ZM112 154V155H113ZM123 154V153H122ZM206 154V153H205ZM214 154V153H213ZM237 153H235V155H236ZM257 154H259V153H257ZM32 155V156H33ZM39 155V154H38ZM50 155V154H49ZM52 155H56V154H54V153H52ZM102 155V154H101ZM105 155V154H104ZM103 155V156H104ZM153 155V156H154ZM208 155V154H207ZM224 155V154H223ZM222 155V156H223ZM229 155V154H228ZM238 155V154H237ZM236 155V156H237ZM8 156H9V154H8ZM12 156V155H11ZM42 156H44V154L42 155ZM63 156V155H62ZM61 156V157H62ZM102 156V157H103ZM107 156H108V153H107ZM119 156V155H118ZM215 156V155H214ZM220 156V155H219ZM243 156H244V154H243ZM254 156V155H253ZM252 156V158H257L256 156H254L253 157ZM17 157V158H16ZM52 157V156H51ZM55 157H57V156H55ZM60 157V155H59V158H57V159H59V160H62V159H60L61 158ZM99 157H101V156H99ZM106 157V156H105ZM115 157V156H114ZM152 157V156H151ZM224 157V156H223ZM225 157H226V155H225ZM250 157V156H249ZM260 157V156H259ZM42 158V157H41ZM41 158H40V160H41ZM45 158V157H44ZM62 158H64V156L62 157ZM186 158V157H185ZM219 158V157H218ZM263 158V157H262ZM261 158V159H262ZM50 159H52V158H50ZM95 159V158H94ZM94 159H93V161H94ZM101 159V158H100ZM113 159V158H112ZM120 160H121V158H119ZM228 160V157L227 158H225V160ZM242 159V158H241ZM246 159H247V157H246ZM246 159H243V162H241V163H236L237 165H240L241 164V167L244 169H249V170H251V171H253L254 170V168H253V164H251L248 160H246ZM47 159H44V161H42L41 160V162H40V165L37 167L39 170H41L42 172H44V175L46 176L47 175V177H52L53 175H55L56 174V172H57V170H54L53 168L51 169V168H49V166H48V161L49 160H47ZM102 160H103V158H102ZM150 160V159H149ZM153 160V159H152ZM189 160V159H188ZM193 160V159H192ZM220 160V159H219ZM231 159H230V157H229V161H230ZM235 160V159H234ZM233 160V161H234ZM240 160V159H239ZM239 160H237L236 159V162L237 161H239ZM256 160V159H255ZM34 161H36V160H34ZM64 161V160H63ZM92 161V162H93ZM97 161H98V158H97ZM103 161H105V160H103ZM114 162H115V160H113ZM119 161V160H118ZM155 161V160H154ZM194 162H195V159L193 160ZM257 162H258V160H256ZM29 162V161H28ZM28 162H26L25 161V163H27V164H30V163H28ZM31 162V161H30ZM50 162H52V160L50 161ZM53 162H55V160H53ZM59 162H62V161H59ZM91 162V161H90ZM111 163L112 162V160H111V157H110V161H108V163ZM121 162V161H120ZM119 162V165L120 164H124V163H120ZM186 162V161H185ZM193 162V163H194ZM220 162H221V160H220ZM222 162H223V160H222ZM226 162V161H225ZM260 162V161H259ZM35 163V162H34ZM37 163H39V161H37L36 162V164ZM56 163V162H55ZM64 163V162H63ZM94 163V162H93ZM95 163H96V161H95ZM98 163H99V161H98ZM102 163H104V162H102ZM105 163H107V161L105 162ZM104 163V164H105ZM109 163V164H110ZM116 163V162H115ZM151 163H153V162H151L150 161V164ZM159 163H158V165H159ZM234 163H235V161H234ZM256 163V162H255ZM117 164H118V162H117ZM145 164H147V163H145ZM149 164V165H150ZM156 164V163H155ZM155 164H153V165H155ZM195 164H197L198 165V163L196 162ZM220 164V163H219ZM225 164V163H224ZM23 165H25V164H23ZM33 165V164H32ZM55 165V164H54ZM67 165V164H66ZM112 165H113V163H112ZM152 164H151V166H153ZM186 165V164H185ZM190 165V164H189ZM232 165V164H231ZM27 166V165H26ZM29 166V165H28ZM52 166V165H51ZM107 166V165H106ZM116 167H117V165H115ZM121 166V165H120ZM199 166V168H202V166H200V165H198ZM204 166V165H203ZM232 166H234V165H232ZM231 166V167H232ZM258 167L260 166V165H257ZM35 167V166H34ZM34 167H31L33 170V172L32 173H34L36 170H38V169H36L35 168V171H34ZM119 167V166H118ZM192 167H194V166H192L191 165V168ZM205 167V166H204ZM218 167V166H217ZM230 167V168H231ZM236 167V166H235ZM258 167H255V168H258ZM19 168H21V169H19ZM25 168V167H24ZM29 168V167H28ZM57 168V167H56ZM61 168V167H60ZM110 168V167H109ZM196 168H197V166H196ZM221 168H223V167H221ZM221 168H219L218 167V169H220V170H222ZM223 168V169H224ZM229 168V170H231ZM240 168V167H239ZM27 169V168H26ZM128 169V170H129ZM150 169V168H149ZM148 169V170H149ZM155 169V168H154ZM153 169V170H154ZM234 170H236L235 168H233ZM53 170V171H52ZM110 170V169H109ZM129 170V171H130ZM148 170H146L147 172H146V174L144 173L143 174V176H146V177H144L145 179L147 178V176L148 177H150V178H153L154 177V173L152 174V173H150V175H149V172H148ZM199 170V169H198ZM203 170V169H202ZM249 170H247L248 172H250ZM261 170V169H260ZM12 171V172H11ZM55 171V172H54ZM67 171V170H66ZM88 171V170H87ZM95 171V170H94ZM94 171H91V172H93V175L97 172H95L94 173ZM115 171H120V169L119 170H115ZM127 171V170H126ZM233 171V170H232ZM232 171L230 172V173H232ZM239 171V170H238ZM241 171V170H240ZM244 171V170H243ZM246 171V172H247ZM255 171V170H254ZM257 171V170H256ZM255 171V172H256ZM11 172V173H10ZM52 172L53 173H55V174H53L52 175ZM88 172H90V171H88ZM100 172V171H99ZM102 173H103V171H101ZM152 172H154V171H152ZM168 172V171H167ZM168 172V173H169ZM235 172H237V171H235ZM23 173H24V171H23ZM31 173V174H32ZM36 173H37V171L35 172V174H33V178H37L39 175H37L36 177H34V175H36ZM38 173H39V171H38ZM67 173H68V171H67ZM85 173H87V172H85ZM111 173H112V171H111ZM166 173V172H165ZM229 173V174H230ZM238 173V172H237ZM251 173V172H250ZM249 173V174H250ZM257 173V172H256ZM6 174H8V176H5ZM30 174V173H29ZM70 174L71 173H69V176H70ZM105 174V173H104ZM107 174H110V173H106V175ZM113 174H116V173H113ZM234 174V173H233ZM242 174V173H241ZM248 174V173H247ZM52 175V176H51ZM97 175V174H96ZM111 175V174H110ZM235 175H237V174H235ZM240 175V174H239ZM243 176H244V174H242ZM246 175V174H245ZM251 175H252V173H251ZM263 175V174H262ZM25 176V175H24ZM23 176V177H24ZM27 176V175H26ZM59 177H60V175H58ZM65 176H66V174H65ZM100 176V175H99ZM102 176H103V174H102ZM108 176V175H107ZM130 176V177H131ZM241 176V175H240ZM239 176V177H240ZM250 176V175H249ZM249 176H247L248 177V179H249ZM22 177V178H23ZM46 177V179L47 180H49L48 178ZM54 177H56V176H54ZM121 177V176H120ZM142 177V176H141ZM203 177V178H204ZM231 177V176H230ZM256 177V176H255ZM9 178H11V177H9ZM45 178V177H44ZM53 178V177H52ZM58 177H56V179H57ZM62 178L63 177H61L60 179L62 180ZM109 178H111V176L109 177ZM155 178V177H154ZM240 178H242V177H240ZM240 178H238V179H240ZM244 178H246V176H244ZM252 178V177H251ZM2 179H4L3 181H2ZM14 179V178H13ZM24 179L25 180H27L25 177H24ZM54 180H55V178H53ZM60 179H58L59 181H61ZM123 179H124V177H123ZM138 179V178H137ZM144 179V180H145ZM148 179V178H147ZM235 179H237L236 177H235ZM243 179V178H242ZM256 179V178H255ZM19 180H21L22 181V179H19ZM37 180V179H36ZM64 180V179H63ZM119 180V179H118ZM121 180V179H120ZM126 180L128 181V179L126 178ZM130 180V179H129ZM144 180H143V182H144ZM187 180L189 181H192V185H189V184H187ZM245 179H243L242 181H244ZM252 180V179H251ZM250 180V181H251ZM263 180H264V178H263ZM7 181V180H6ZM15 181H16V177H15ZM52 181V180H51ZM56 181V180H55ZM137 181V180H136ZM136 181L134 182V184L136 183ZM147 181H149V180H147ZM151 181V180H150ZM236 181H238V180H236ZM240 182H241V180H239ZM250 181L248 180L247 181V178H246V181H244V182H246V183H250ZM10 182H11V180H10ZM12 182H14V180L12 181ZM18 183L17 184H19V181H17ZM23 182V181H22ZM38 182H40V179L38 180ZM45 182V181H44ZM54 182V181H53ZM63 182V181H62ZM65 182V181H64ZM63 182V183H64ZM107 182V181H106ZM118 182V181H117ZM126 182V181H125ZM131 182V181H130ZM138 182H139V180H138ZM140 182H142V181H140ZM154 182V181H153ZM207 182V181H206ZM255 182V181H254ZM254 182H252V183H250V184H252L253 186H255L253 183ZM57 183V182H56ZM63 183H62V185H63ZM66 183H67V181H66ZM116 183V182H115ZM122 183V182H121ZM121 183H118V184H121ZM123 183H124V181H123ZM207 183H209V182H207ZM256 183V182H255ZM260 183H262V182H260ZM4 185H6V187H7V182H6V184H5V182L3 183ZM13 184V183H12ZM12 184H11V188H12V190H13V187H12ZM16 184V185H17ZM38 184V183H37ZM40 184V183H39ZM43 184V183H42ZM52 184V183H51ZM59 184H61V183H59ZM69 184H71V182L69 183ZM106 184V183H105ZM117 184V185H118ZM129 183H127V185H128ZM140 184V183H139ZM147 184V183H146ZM240 184V183H239ZM10 184H8V186H9ZM14 185V184H13ZM20 185V184H19ZM19 185H17V186H19ZM36 185V184H35ZM47 185V184H46ZM49 185V184H48ZM53 185V184H52ZM57 185V184H56ZM56 185H54V186H56ZM66 185V184H65ZM108 185H110V184H108ZM116 185V184H115ZM124 185V184H123ZM136 185V184H135ZM138 185V184H137ZM137 185L136 186H134L135 187V189L137 188ZM154 185V184H153ZM206 185V184H205ZM204 185V186H205ZM208 185V184H207ZM241 185H243V187L245 186V184H242L241 183ZM249 184H247V186H248ZM257 185V184H256ZM0 186L1 187H3L1 184H0ZM22 186H24L23 184H22ZM25 186H27L26 188H28V185H26L25 184ZM25 186L24 187H22V191H26V189L25 190H23V188H25ZM49 186H51V185H49ZM48 186V187H49ZM105 186H107V185H105ZM111 186H113L112 185V183H111ZM110 186V187H111ZM122 186V185H121ZM141 186H144V184L143 183H141ZM152 186V185H151ZM150 186V187H151ZM154 186V187H155ZM251 186V185H250ZM5 186L3 187V188H6ZM10 187V186H9ZM8 187V189H10ZM21 187V186H20ZM29 187H30V185H29ZM47 187V186H46ZM66 187V186H65ZM69 186H67L66 187V189L68 188ZM71 187V186H70ZM139 187V186H138ZM153 187V186H152ZM151 187V188H152ZM249 187V186H248ZM256 187V186H255ZM2 188V189H3ZM15 189H17V187H14ZM19 188V187H18ZM31 188V187H30ZM33 188V187H32ZM37 189H38V185H37V187H36ZM118 188V187H117ZM116 188V189H117ZM124 188H125V185H124ZM123 188V189H124ZM147 188V187H146ZM145 188V189H146ZM148 188H149V186H148ZM236 188V187H235ZM254 188V187H253ZM253 188H251V189H253ZM259 188V187H258ZM20 189V188H19ZM108 189V188H107ZM111 189V188H110ZM134 189V190H135ZM144 189V188H143ZM145 189L143 190V191H145ZM205 189V188H204ZM239 189H241V186H240V188ZM244 189V188H243ZM246 189V188H245ZM4 190V189H3ZM2 190V191H3ZM28 190V189H27ZM33 190H35V188H33ZM65 190V189H64ZM131 190H133V189H131ZM130 190V191H131ZM151 190H153V189H151ZM261 190V189H260ZM1 191V190H0ZM2 191H1V193H2ZM17 191H18V189H17ZM21 191V190H20ZM21 191V192H22ZM70 191V190H69ZM110 191V190H109ZM116 191V190H115ZM123 191V190H122ZM127 191V190H126ZM235 191V190H234ZM252 191V190H251ZM253 191H255L254 189H253ZM258 191V190H257ZM264 191V190H263ZM4 192V191H3ZM38 192H40V191H38ZM48 192V191H47ZM119 192V191H118ZM149 192V191H148ZM230 192H232V191H230ZM236 192H238L237 191V189H236V191H235V193ZM245 192H246V190H245ZM256 192V191H255ZM0 193V194H1ZM27 193V192H26ZM25 192H24V194H26ZM36 193V192H35ZM44 193V192H43ZM42 193V195H45V194H43ZM46 193V192H45ZM104 193H105V190H104ZM106 193H108L107 192V190H106ZM110 193H111V191H110ZM113 193V192H112ZM111 193V194H112ZM114 193H116V192H114ZM123 193L124 194H122V195H125V192L123 191ZM137 193H138V191H137ZM136 193V194H137ZM141 193V192H140ZM220 193H219V195H220ZM229 193V192H228ZM240 193V192H239ZM239 193H237V194H239ZM243 193H244V191H243ZM248 193H250V191L248 192ZM252 193V192H251ZM257 193V192H256ZM8 194V190H7V193H6V195ZM17 194H19L18 192H17ZM20 194H22V193H20ZM29 194V193H28ZM31 194H33V193H31ZM37 194H39V193H37ZM119 195H120V193H118ZM216 194V193H215ZM222 194V193H221ZM230 194V193H229ZM233 194H234V192H233ZM258 194V193H257ZM23 195V194H22ZM34 195V194H33ZM40 195V194H39ZM41 195V196H42ZM46 195H48V193L46 194ZM107 195V194H106ZM113 195V194H112ZM110 196V197H113V196ZM144 194H142V196H143ZM218 195V193L216 194V195H214V197L216 198V201H217V196H219ZM241 196H242V194H240ZM252 195H254L253 193L250 195L251 197H252ZM8 196H10V195H8ZM11 196H12V194H11ZM17 196V195H16ZM35 196H36V194H35ZM38 196V195H37ZM109 196V195H108ZM121 196V195H120ZM145 196H149V193H146L145 194ZM145 196H143V198H145V200L147 199ZM224 196V195H223ZM223 196H221L222 198H223ZM246 196L248 197L249 196V194L247 195V193H246ZM249 196V197H250ZM3 197V196H2ZM13 197V196H12ZM19 197V196H18ZM32 197V196H31ZM34 197V196H33ZM109 197V198H110ZM115 197H117V196H115ZM119 197V196H118ZM137 197H139V199H140V196H138L137 195ZM212 197V196H211ZM213 197V198H214ZM233 197V196H232ZM230 198V197H228V198H230V199H233V198ZM236 197H238V195L236 196ZM244 197V196H243ZM248 197V198H249ZM250 197V198H251ZM255 197H256V195H255ZM260 197V196H259ZM3 198H5V197H3ZM2 198V199H3ZM13 198H15V196L13 197ZM28 198V197H27ZM106 198H108V197H106ZM143 198H142V201H144L143 200ZM212 198V199H213ZM214 198V199H215ZM219 198H220V196H219ZM224 198H226L227 199V197L225 196ZM223 198V200H226V199H224ZM239 198H241V197H239ZM254 198V197H253ZM1 199V198H0ZM7 199H9L8 197H7ZM16 199V198H15ZM17 199H19V201H21L22 202V200L23 199H20V197L19 198H17ZM63 199V198H62ZM61 199V200H62ZM114 199V198H113ZM112 198H111V200L110 201H112L113 200ZM116 199V198H115ZM121 199V202H122V197L120 198ZM130 199V198H129ZM128 199V200H129ZM133 199L134 200H137L138 198H136V196H135V198H132L130 201H128L127 203H126V209H128V208H132L131 206L133 205V207H134V205L136 204V202L135 201H133ZM148 199H149V197H148ZM193 199V200H192ZM211 199V198H210ZM211 199V200H212ZM236 199V198H235ZM242 199V198H241ZM245 199V198H244ZM256 199V198H255ZM255 199H254V202H255ZM263 199V198H262ZM14 199H12V201H13ZM28 199H26V201L24 202V200H23V202L22 203H19V201H18V204L17 205H15L16 206V209H14V210H17V213H15V215H13V216H11V217H17L16 216V214H18L19 216H22L23 218L25 217V215L24 214H26V213H29V215L30 214H32V213H30V212H32L33 211V209L37 206V207H39V205H40V203H47L46 202V200H47V196H42V197H40V196H38L37 198L36 197H34V199H31L30 200V198H29V200L30 201H27ZM61 200H59V201H61ZM70 200V199H69ZM220 200V199H219ZM227 200H229V199H227ZM234 200V199H233ZM232 200V201H233ZM238 200V199H237ZM236 200V201H237ZM246 200H248L247 198H246ZM258 200V199H257ZM260 200H261V198H260ZM65 201V200H64ZM63 201V202H64ZM73 201V200H72ZM110 201H108L109 203H107V204H110ZM126 201V200H125ZM142 201H139L138 200V202H142ZM155 201V202H156ZM165 201V202H166ZM199 201V200H198ZM197 201V202H198ZM210 201V200H209ZM208 201V202H209ZM214 201V200H213ZM215 201V202H216ZM221 201V200H220ZM230 201V200H229ZM235 201V200H234ZM239 201V200H238ZM237 201V202H238ZM244 200H242V202H243ZM263 201V200H262ZM50 202V201H49ZM55 202H57V201H55ZM68 202V201H67ZM80 202V203H81ZM113 202V201H112ZM155 202L153 203L152 202V204H154V206H155ZM206 202V201H205ZM208 202H206V203H208ZM210 202H212V201H210ZM217 202H219V201H217ZM225 202V201H224ZM237 202H235V204H237ZM241 202V203H242ZM248 202V201H247ZM247 202L245 203L246 205H247ZM251 201H249V204H251L250 203ZM256 202H258V201H256ZM4 203V202H3ZM3 203L1 204V202H0V204L1 205H3ZM17 203V202H16ZM65 203H66V201H65ZM64 203V205L66 206V204ZM69 203V202H68ZM72 204H73V202H71ZM146 203V202H145ZM157 203H160V202H157ZM156 203V204H157ZM164 203V202H163ZM167 203V202H166ZM212 203H214V202H212ZM226 203H228V201L226 202ZM230 203V202H229ZM240 203V202H239ZM244 203V202H243ZM261 203V202H260ZM9 203H7V205H8ZM13 205H14V202L12 203ZM49 204H51V203H49ZM57 204H60V203H56V204H54V205H57ZM71 204V205H72ZM81 204V205H82ZM84 204H86V203H84ZM115 204V203H114ZM120 204H122V203H120ZM124 204V203H123ZM122 204V205H123ZM139 204V203H138ZM137 204V205H138ZM200 204H201V202H200ZM209 204V203H208ZM225 204V203H224ZM231 204V203H230ZM230 204H227V205H230ZM248 204V205H249ZM253 204V203H252ZM251 204V205H252ZM255 204V203H254ZM254 204L252 205V206H254ZM257 204V203H256ZM256 204H255V206H254V208L256 207ZM1 205H0V207H1ZM44 205V204H43ZM48 205V204H47ZM46 205V206H47ZM53 205V203L51 204V206ZM61 205V204H60ZM70 205V204H69ZM106 205V204H105ZM105 205H103V206H105ZM111 205V204H110ZM121 205V206H122ZM125 205V204H124ZM144 204H143V202H142V206H143ZM161 205V206H162ZM204 205H205V203H204ZM212 205V204H211ZM232 205V204H231ZM243 205V204H242ZM245 205V206H246ZM4 206V205H3ZM11 206V205H10ZM42 206V205H41ZM40 206V207H41ZM50 205L49 206H47L48 208H52V207H54V206H52L51 207ZM58 206V205H57ZM63 206V205H62ZM62 206H60L61 207V209H62ZM67 206H68V204H67ZM66 206V208H69V207H67ZM79 206H80V204H79ZM83 207H84V205H82ZM86 206H87V204H86ZM103 206H102V209H103ZM140 206V205H139ZM142 206H140V207H142ZM147 207H148V209H147V207H145V209L146 210H143V209H141L139 212H140V215H139V217L138 216H136V217H138L139 219H140V217L142 218V217H144V218H146V219H150L151 217H152V219L154 218V217H157V218H155V220H157V221H154V224H153V226H149L150 227V231H152V230H157V229H161L162 231L163 230H165L164 228L162 229V227L164 226V225H161V220L159 221V214L157 215L156 213H155V210L154 211H152V212H154V213H152V214H150V208H152L150 205V208H149V206L148 205H146ZM206 206V205H205ZM213 206V205H212ZM217 207H218V204L216 205ZM220 206V205H219ZM235 206V205H234ZM237 206V205H236ZM4 207H6V206H4ZM8 208H9V205L7 206ZM7 207L6 208H4V209H6V212H7ZM60 207L58 208V209H60ZM96 207V208H97ZM108 208H109V206H107ZM115 207V206H114ZM136 207V206H135ZM134 207V208H135ZM165 207H164V209H165ZM201 207V206H200ZM222 207V206H221ZM229 207V206H228ZM233 207V206H232ZM231 206H230V208H232ZM243 207V206H242ZM242 207H241V209H242ZM250 207V206H249ZM259 208H260V204H259V206H258ZM257 207V208H258ZM11 208V207H10ZM13 208H14V206H13ZM64 208V207H63ZM71 208V207H70ZM111 208V207H110ZM156 208V206L154 207V209ZM168 208V207H167ZM170 208V209H171ZM199 208V207H198ZM224 208V207H223ZM235 208V207H234ZM246 208H247V206H246ZM250 208H252V207H250ZM256 208V209H257ZM258 208V209H259ZM3 208H1V210H2ZM3 209V210H4ZM44 209V208H43ZM53 209V208H52ZM55 209H56V206H55ZM60 209V210H61ZM73 209V208H72ZM118 209V208H117ZM125 209V210H126ZM169 209V208H168ZM211 210H215V209H218V208H210ZM240 209V210H241ZM249 208H247L246 210H247V212L249 211L248 210ZM38 210H39V208H38ZM69 210V209H68ZM75 210V209H74ZM79 210V209H78ZM78 210H76L77 212H78ZM81 210V209H80ZM108 210V209H107ZM113 210H115V209H113ZM122 210V209H121ZM129 210V209H128ZM130 210H132V209H130ZM139 210V209H138ZM166 210V209H165ZM180 210V209H179ZM207 210V209H206ZM205 210V211H206ZM224 210V209H223ZM236 210V209H235ZM251 210V209H250ZM44 211L45 212H48V214H49V211H46V208L44 209ZM58 211V210H57ZM63 211V210H62ZM64 211H66V210H64ZM81 211H83V210H81ZM86 211V210H85ZM111 211H112V209H111ZM116 211H118V210H116ZM174 211H175V209H174ZM199 211V210H198ZM197 211V212H198ZM208 211V210H207ZM226 211V210H225ZM264 211V210H263ZM4 212V211H3ZM5 212V213H6ZM10 212H11V210H10ZM15 212V211H14ZM59 213H61L60 211H58ZM88 212V211H87ZM90 212V211H89ZM102 212V211H101ZM107 212V211H106ZM109 212H110V209H109ZM128 212V211H127ZM194 212H195V210H194ZM203 212V211H202ZM215 212V211H214ZM214 212H212V213H214ZM220 212V211H219ZM229 212V211H228ZM235 212V211H234ZM244 212H246L245 210H244ZM246 212V214L245 213H243V214H245V215H247V214H249V213H247ZM252 212H254V211H252ZM8 213V212H7ZM12 213V212H11ZM36 213V212H35ZM58 213V214H59ZM122 213V212H121ZM136 213H138V212H136ZM171 213V212H170ZM174 214L176 213V211L175 212H173ZM196 213V212H195ZM212 213H210V214H212ZM223 213V212H222ZM226 214H227V212H225ZM225 213H223V214H225ZM232 213V212H231ZM238 213H240V211L238 212ZM237 213V214H238ZM251 213V212H250ZM256 213V212H255ZM9 214V213H8ZM14 214V213H13ZM33 214H34V212H33ZM43 214H45V213H43ZM43 214H40V216L42 215L43 216ZM47 214V215H48ZM63 216L64 215H66V212H65V214H63V213H61ZM60 214V215H61ZM77 214V213H76ZM82 214H84V213H82ZM81 214V215H82ZM103 214V213H102ZM124 214H126V213H124ZM128 214H130L131 215V217H133L132 216V212L130 213V211H129V213ZM177 214V213H176ZM181 214V213H180ZM183 214V213H182ZM194 214V213H193ZM197 214V213H196ZM199 214V213H198ZM209 214V213H208ZM210 214H209V216H210ZM216 214V213H215ZM215 214H214V217H215ZM218 214V213H217ZM217 214H216V216H217ZM220 214H221V212H220ZM241 214V213H240ZM242 214V215H243ZM10 215H12V214H10ZM28 215V214H27ZM26 215V216H27ZM29 215H28V217H29ZM38 215H39V213H38ZM37 214H36V216H38ZM61 215V216H62ZM73 215V214H72ZM78 215V214H77ZM77 215H74V216H76L77 217ZM86 215V214H85ZM97 215H99V214H97ZM96 215V216H97ZM108 215V214H107ZM167 215H168V213H167ZM166 215V216H167ZM179 215V214H178ZM189 215V214H188ZM231 215H233V214H231ZM236 215V214H235ZM242 215H239V217L241 216V220H242ZM245 215H243V216H245ZM251 215H254V213L253 214H251ZM7 216V215H6ZM18 216V217H19ZM35 216V215H34ZM87 216V215H86ZM103 216V215H102ZM169 216V215H168ZM175 216V215H174ZM180 216V215H179ZM181 216H183V215H181ZM220 216V215H219ZM257 216H258V214H257ZM31 217H33V216H31ZM46 217V216H45ZM50 217V216H49ZM54 217V216H53ZM69 217H71V216H69ZM81 217V216H80ZM90 217L92 218L93 216L92 215H90ZM105 217H106V215H105ZM104 217V218H105ZM113 217V216H112ZM112 217H110V218H112ZM128 217H130V216H128L127 215V217H124L123 216V218H126V219H128L129 221H130V219H132L133 221H134V217L133 218H128ZM170 217V216H169ZM207 217V216H206ZM212 217V216H211ZM228 217H230V215L228 216ZM236 219H238V215H236ZM6 218V217H5ZM9 218H10V216H9ZM18 219L19 220V222H21L20 220H24V219ZM37 218V217H36ZM39 218H42V217H38V219ZM60 218V217H59ZM62 218H65V217H62ZM75 218V217H74ZM82 218V217H81ZM87 218H88V216H87ZM96 218V217H95ZM94 217H93V219H95ZM103 218V217H102ZM101 218V219H102ZM103 218V219H104ZM138 218H136V219H138ZM144 218H142V220H141V222L143 221V220H146V219H144ZM172 218H173V215H172ZM177 218V217H176ZM227 218V217H226ZM247 218V217H246ZM249 218H251V217H249ZM6 219H8V217L6 218ZM61 219V218H60ZM72 219V218H71ZM84 219H85V216H84ZM118 219V218H117ZM223 219V218H222ZM227 219H229V221L230 222H233V221H231L230 220V218H227ZM243 219H244V217H243ZM10 221H11V219H9ZM13 220V219H12ZM25 220H27L26 219V217H25ZM24 220V221H25ZM40 220V219H39ZM50 220H51V218H50ZM55 221H56V219H54ZM54 220H52L51 221V223H54L55 225H56V223H55V221ZM58 220V219H57ZM78 220V219H77ZM81 220V219H80ZM100 220V219H99ZM111 221H112V219H110ZM131 220V221H132ZM164 220V219H163ZM179 220V219H178ZM197 220V219H196ZM195 220V221H196ZM217 220V219H216ZM220 220V219H219ZM249 220V219H248ZM17 221V220H16ZM16 221H14V223L16 222ZM40 221H42V220H40ZM54 221V222H53ZM59 221H61V220H59ZM64 221V220H63ZM95 221H96V219H95ZM101 221V220H100ZM107 221V220H106ZM116 220H114V222H115ZM118 221H119V219H118ZM123 221H124V219H123ZM166 221V220H165ZM174 221V220H173ZM222 221V220H221ZM225 221H227L226 219H225ZM234 221H235V219H234ZM237 221V220H236ZM236 221H235V223H236ZM4 222H6V221H4ZM30 222V221H29ZM32 222V221H31ZM30 222V223H31ZM49 222V221H48ZM84 222V221H83ZM109 222V221H108ZM126 222V221H125ZM128 222V221H127ZM136 222H137V220H136ZM136 222H134L135 224H136ZM146 222V221H145ZM148 222H150V220H148ZM151 222H153V221H151ZM150 222V223H151ZM208 222V221H207ZM210 222H211V219H210ZM215 222H217V221H215ZM240 222V221H239ZM3 223V222H2ZM7 223V222H6ZM27 223V222H26ZM25 223V224H26ZM33 223V222H32ZM31 223V224H32ZM35 224H37V226L40 228L41 226L40 225H38V222L36 223V222H34ZM42 223V222H41ZM62 223V222H61ZM71 223V222H70ZM70 223H68V224H70ZM88 223V222H87ZM107 223V222H106ZM111 223H113V222H111ZM122 223V221L120 222V224L119 225H122L121 224ZM129 223V222H128ZM128 223H126V224H128ZM132 223V222H131ZM131 223H130V225L129 226H131ZM132 224L133 226L135 225V224ZM144 223V222H143ZM166 223H168V222H166ZM204 223H206V222H204ZM238 223V222H237ZM236 223V224H237ZM24 224V223H23ZM27 224H29V223H27ZM26 224V225H27ZM59 224H60V222H59ZM109 224V223H108ZM137 224H139V223H137ZM145 224V223H144ZM143 224V225H144ZM177 224V223H176ZM216 224V223H215ZM221 224H223V223H221ZM220 224V225H221ZM228 224H231V223H228ZM6 225H8V224H6ZM6 225H4L5 226V228H7L6 227ZM21 225V224H20ZM43 225V224H42ZM50 225V224H49ZM107 225V224H106ZM105 225V226H106ZM116 225H117V222H116ZM118 225V226H119ZM124 225V224H123ZM167 225V224H166ZM198 225V224H197ZM211 225H212V223H211ZM224 225V224H223ZM232 226H233V224H231ZM8 226H10V225H8ZM17 226V225H16ZM51 227H52V225H50ZM67 226H69L70 227V225H67ZM73 225H71V227H72ZM102 226V225H101ZM104 226V227H105ZM109 226H110V224H109ZM124 226H127V225H124ZM129 226H127L128 228H129ZM146 226V225H145ZM194 226V225H193ZM213 226V225H212ZM226 226V225H225ZM230 226V225H229ZM24 227V226H23ZM44 227V226H43ZM54 227V226H53ZM68 227V228H69ZM74 227V226H73ZM99 228H101L100 226H98ZM113 227V226H112ZM122 228H123V226H121ZM127 227H124L126 230H127ZM141 227V226H140ZM177 227L178 226H176V228H175V226H173V229H174V231H175V229H177ZM180 227V226H179ZM178 227V228H179ZM214 227V226H213ZM222 227H224V226H222ZM239 227V226H238ZM251 227V226H250ZM21 228V227H20ZM106 228V227H105ZM116 228H118L117 226L116 227H114V229H113V231H115L116 230ZM119 228H120V226H119ZM146 228H148V227H146ZM194 228V227H193ZM192 228V229H193ZM195 228H196V226H195ZM19 229V228H18ZM40 229H42V228H40ZM45 229V228H44ZM47 229V228H46ZM70 229V228H69ZM108 229H109V227H108ZM111 229V228H110ZM130 229V228H129ZM128 229V230H129ZM143 229V228H142ZM188 229V228H187ZM212 229V228H211ZM214 229V228H213ZM14 230H15V228H14ZM38 230V229H37ZM43 230V229H42ZM42 230H41V232H42ZM97 230H98V228H97ZM106 230H107V228H106ZM126 230H122V231H126ZM127 230V231H128ZM137 230V229H136ZM161 230H159L158 232H162ZM178 230V229H177ZM190 230V229H189ZM214 230H216V229H214ZM45 230H43V232H44ZM118 231L120 232V229H118ZM117 230H116V232H117V235H119L120 233L118 232ZM121 231V232H122ZM127 231H126V233H124V236H127V235H125V234H127ZM145 231V230H144ZM150 231H149V233H150ZM173 231V230H172ZM171 231V232H172ZM218 231V230H217ZM223 231H226V230H223ZM249 231H251V228L249 229ZM40 232V233H41ZM94 232V231H93ZM105 232V231H104ZM109 233V235L108 236H110V232L112 233V231H108ZM130 232V234H131V231H129ZM128 232V233H129ZM139 232H140V230H139ZM143 232V231H142ZM188 232V231H187ZM207 232H208V229H207V226L205 225V224H203V223H201L200 225H198L197 226V229L195 230V232L194 233H196V235H193L192 233H193V230H192V232L190 233V234H192L193 236H195V238L196 239H198L199 241H202V242H207L206 241V238H207V236H205V234H207ZM213 233V235L214 236H219L218 235V232H217V234L216 233H214L213 231H210V233ZM222 232V231H221ZM235 232V231H234ZM98 233H100V234H102L101 233V231L100 232H97L96 234H98ZM119 233V234H118ZM174 233V232H173ZM184 233H186V231H184ZM223 233V232H222ZM228 233V232H227ZM227 233H224V234H227ZM70 234V233H69ZM115 233H112L111 235H112V238L114 237L115 238V235H114ZM134 234V233H133ZM133 234H131V235H133ZM139 234V233H138ZM187 234V233H186ZM189 233H188V235H190ZM221 234V233H220ZM231 234H233V233H231ZM237 234V233H236ZM251 234V233H250ZM103 235H105V233H103ZM102 235V236H103ZM116 235V236H117ZM120 235H122V234H120ZM137 235V234H136ZM144 235V234H143ZM146 235V234H145ZM152 235H155V234H152ZM170 235V234H169ZM185 235V234H184ZM191 235V236H192ZM229 235V234H228ZM235 235V234H234ZM245 235V234H244ZM86 236H87V234H86ZM99 236V237H98ZM123 236V235H122ZM134 236H135V234H134ZM147 236V235H146ZM166 236H168V235H166ZM171 236V235H170ZM212 236V235H211ZM230 236V235H229ZM240 236H242V235H240ZM247 236V235H246ZM260 236V235H259ZM258 236V237H259ZM263 236V235H262ZM19 237V236H18ZM96 237H98V238H100L101 236L100 235H96ZM104 237L105 236H103V238H100V239H102L101 241L102 242H104V243H106L107 242V240L108 239H110L109 237H105L106 238V241L104 240ZM120 237V236H119ZM128 237V236H127ZM132 237V236H131ZM140 237V236H139ZM186 237H188V236H186ZM186 237H182V236H178V237H173L174 239H172V242H173V244L175 245H173L174 247H172L171 249H173V248H175L176 247V249H177V251L180 253L179 254V256H176L177 254H174V253H171L172 251L170 250L169 252L171 253V254H174L175 255V258H174V255H173V258H172V255H171V260L172 259H174V261H176V257H178V259H177V261L179 260V261H181V262H183V263H186V264H207V262H205L204 261V259H206L207 257L205 256L207 253V256L209 255V253L210 252H207L205 255H204V259L203 260H201V261H203V262H201L200 261V258L202 259V257H200L198 260H196L197 259V257H199V256H197L196 258H195V254L193 255V252H194V250L196 251V250H198V248L200 249V246L202 245H200L199 244V242H198V244L200 245H193L192 243H191V241H189V240H187V238ZM206 237V238H205ZM210 236H208V238H209ZM232 237V236H231ZM234 237H236V236H234ZM261 237V236H260ZM20 238V237H19ZM111 238V239H112ZM129 238V237H128ZM134 238V237H133ZM146 238V237H145ZM151 238V237H150ZM163 238V237H162ZM169 238H171V237H169ZM189 238V237H188ZM194 238V237H193ZM192 238V239H193ZM205 238V239H204ZM212 238V237H211ZM229 238V237H228ZM227 238V239H228ZM244 238H246V237H244ZM263 238H264V236L262 237V240H261V242L263 241ZM87 239V238H86ZM91 239V238H90ZM142 239H144V238H142ZM166 239H167V237H166ZM190 239V238H189ZM210 239V238H209ZM214 239V237L212 238V239H210V241L211 240H213ZM216 239V238H215ZM214 239V241H217V239L215 240ZM219 239V238H218ZM222 239V237L219 239V240H221ZM224 239V238H223ZM246 239H248V238H246ZM253 239V238H252ZM260 239L261 238H259V241H260ZM92 240H94L95 241V239H94V237L92 238ZM91 240V241H92ZM149 240V239H148ZM144 241V242H146L145 244L146 245H148L147 243L149 242V241ZM169 240V239H168ZM171 240V239H170ZM191 240V239H190ZM218 240V241H219ZM224 240H226V238L224 239ZM241 240V239H240ZM238 241V240H236V241H238V242H236L235 240V242L237 243V244H235V245H238V243H241V241ZM249 240V239H248ZM248 240H246L248 243H249V241ZM93 241V242H94ZM111 241V240H110ZM110 241H108L109 243H112V242H110ZM124 241V240H123ZM127 241H129L128 239H127ZM166 241V240H165ZM222 241V240H221ZM233 241V242H234ZM243 241V240H242ZM251 241V240H250ZM258 241V240H257ZM58 242V241H57ZM68 242V241H67ZM70 242V241H69ZM96 242V241H95ZM94 242V243H95ZM132 242H134L133 240H132ZM137 242V241H136ZM171 242V241H170ZM169 242V243H170ZM193 242V241H192ZM209 242V241H208ZM212 242V241H211ZM222 242H225V241H222ZM227 242V241H226ZM264 242V241H263ZM109 243H107L108 245H110ZM165 242L163 241V240H157V241H154V244H157L158 245V247L159 248H161V246L163 247L165 244H164ZM194 243V242H193ZM210 243V242H209ZM243 243V242H242ZM252 243V242H251ZM41 244V243H40ZM48 244V243H47ZM50 244V243H49ZM91 244V243H90ZM145 244L143 245V243H142V245L145 247ZM149 244H151V241L149 242ZM164 244V245H163ZM167 244V243H166ZM195 244H197V242L195 243ZM204 244V243H203ZM226 244H228V243H224V245H226ZM234 244V243H233ZM250 244V243H249ZM79 245V244H78ZM96 245V244H95ZM153 245V244H152ZM168 245V244H167ZM171 245V244H170ZM206 245V244H205ZM212 245V244H211ZM211 245H209L208 247H210ZM254 245V244H253ZM260 245H261V243H260ZM54 246V245H53ZM52 246V247H53ZM76 246V245H75ZM101 246V245H100ZM142 246V247H143ZM203 246V245H202ZM217 246V245H216ZM248 246V245H247ZM247 246H245V247H247ZM252 246V245H251ZM250 246V247H251ZM258 246V245H257ZM58 247H60V246H58ZM57 247V251H58V248ZM138 248H140L139 246H137ZM136 247V248H137ZM147 247H149V246H147ZM166 247V246H165ZM165 247H163L164 249H165ZM208 247H206L207 249H208ZM212 247V246H211ZM219 246H217V247H215V248H218ZM223 247H225V246H223ZM235 247V246H234ZM80 248V247H79ZM89 248V247H88ZM95 248V247H94ZM135 248V249H136ZM201 248H204V247H201ZM212 248H214V247H212ZM226 248V247H225ZM232 248H233V245H232ZM237 248H239L238 246H237ZM249 248V247H248ZM252 248H253V246H252ZM258 248V247H257ZM256 248V249H257ZM60 249H62V248H60ZM104 249V248H103ZM119 251H121V253L123 252V251H125L124 249H123V251L121 250V248L119 247ZM126 249V248H125ZM128 249V251L130 252V249L129 248H127ZM126 249V250H127ZM155 249V248H154ZM166 249H169V247L168 248H166ZM206 249V250H207ZM210 249V248H209ZM222 249V248H221ZM256 249H254V250H256ZM264 249V248H263ZM262 249V250H263ZM51 250V249H50ZM53 250V249H52ZM51 250V251H52ZM131 250H133L132 248H131ZM138 250V249H137ZM136 250V251H137ZM140 250V249H139ZM148 250V249H147ZM156 250V249H155ZM158 250V249H157ZM160 250H162V249H159V251ZM212 250V249H211ZM216 249H214L212 252H213V254H212V256H214V254L215 253H217V251L216 252H214ZM223 250V249H222ZM227 250V249H226ZM226 250L224 249L223 251L224 252H226ZM239 250V249H238ZM242 250V249H241ZM244 250V249H243ZM249 250V249H248ZM253 250V249H252ZM253 250V251H254ZM258 251V253L260 252H263L260 248L259 249H257ZM61 251V250H60ZM142 251H144V249L142 250ZM151 251V250H150ZM158 251V253H161V252H159ZM168 251V250H167ZM167 251H165L164 250V253L165 252H167ZM174 251V250H173ZM240 251V250H239ZM175 252V251H174ZM219 252V251H218ZM223 252V253H224ZM246 252V253H245ZM252 252V251H251ZM255 252V251H254ZM257 252H256V255H258L257 254ZM57 253H59V251L57 252ZM141 253V250H140V252H139V254ZM196 253L197 254H199V252L198 251H196ZM221 253V252H220ZM219 253V254H220ZM222 253V254H223ZM229 253H231V252H229ZM233 253V252H232ZM264 253V252H263ZM59 254H61V253H59ZM101 254V253H100ZM128 254V253H127ZM127 254H126V256H127ZM135 254V253H134ZM138 254V253H137ZM144 254H146V253H144ZM144 254L142 255V258H143V256H144ZM165 254H167V253H165ZM201 254V253H200ZM199 254V255H200ZM211 254H210V256H211ZM222 254H220V255H222ZM234 254V253H233ZM249 253V251H244V254H242L243 255V257L245 256L246 258H247V256L249 257H251L252 258V255ZM255 254V253H254ZM141 255V254H140ZM147 255V254H146ZM157 254H155L154 256H156ZM163 255V254H162ZM161 255V256H162ZM255 255V256H256ZM62 256V255H61ZM60 256V257H61ZM148 256H149V258H150V255L148 254ZM148 256H145L144 258H146V257H148ZM157 256H159V255H157ZM160 256V259H163L162 257H168L167 255L165 256V255H163L162 257ZM215 256H218L217 254L215 255ZM264 257V254L262 255H260V256H258L257 258L258 259H260L261 257ZM132 257V256H131ZM131 257H129V258H131ZM133 257H136L135 255L133 256ZM137 257H140V256H137ZM153 257V256H152ZM151 257V258H152ZM209 257V256H208ZM219 257V256H218ZM218 257H216V258H218ZM235 257V256H234ZM249 257V258H250ZM260 257V258H259ZM262 257V258H263ZM141 258V257H140ZM154 258H156V257H154ZM158 258V257H157ZM156 258V259H157ZM169 259H170V257H168ZM216 258L214 257V259L216 260ZM254 258V257H253ZM252 258V259H253ZM65 259V258H64ZM135 259H137V258H135ZM139 259V258H138ZM159 258H158V260H160ZM208 259V261L209 260H214L212 257H210V259L209 258H207ZM206 259V260H207ZM252 259H251V262H252ZM255 259V258H254ZM127 260V259H126ZM158 260H156V261H158ZM163 260H165V259H163ZM220 261H221V259H219ZM218 260V261H219ZM230 260V259H229ZM239 260H241V259H239ZM238 260V261H239ZM245 260V259H244ZM147 261V260H146ZM166 261V260H165ZM170 261V260H169ZM210 261V262H211ZM237 261V262H238ZM246 261V260H245ZM250 261V260H249ZM248 261V262H249ZM258 261V260H257ZM264 261V260H263ZM42 262V261H41ZM36 263L35 262V264H43V263ZM103 262V261H102ZM110 262V261H109ZM134 262V261H133ZM143 262V261H142ZM173 262V261H172ZM222 262H223V260H222ZM237 262H233V263H237ZM240 262V261H239ZM242 262V261H241ZM256 262V261H255ZM44 263H46V262H44ZM99 263H101V262H99ZM130 263V262H129ZM136 263V262H135ZM177 263V262H176ZM213 263V262H212ZM226 263H228V262H226ZM244 263V262H243ZM246 263V262H245ZM34 264V263H33ZM111 264H113V263H111ZM119 264V263H118ZM126 264V263H125ZM140 264V263H139ZM168 264H171V262H169ZM175 264V263H174ZM179 264V263H178ZM182 264V263H181ZM216 264V263H215ZM254 264V263H253Z\"/></svg>", "mask_w": 264, "mask_h": 264}, {"label": "rangeland", "instance_id": "rangeland-1", "mask_svg": "<svg viewBox=\"0 0 264 264\" xmlns=\"http://www.w3.org/2000/svg\"><path fill=\"white\" fill-rule=\"evenodd\" d=\"M15 0H12V1H10V0H0V13L1 12H3V13H1L0 14V18H1V20H0V31H1V33H0V62H2L1 64H0V84H1V87H0V103H4L6 106H9V108H13V109H17V108H19V109H17V110H14L15 112L17 111V112H19V113H17V114H19V115H17V116H15V117H17V118H15L14 116H12V115H10V113H8L9 112V109L8 108H6V107H3L1 104H0V110H2V111H0L1 113V115H0V118L1 119H6V121H1L0 122V131L2 132L3 130V132L0 134L1 136L0 137H7L8 135V130L10 131L9 133H11V132H13V131H16V130H18L19 129V127H17V124H20L21 126H22V128L24 129L23 130V132H22V136L24 135L25 137L26 136H28V137H26L27 138V140L25 141L27 144H25L24 146H20L19 145V142L17 143L21 148L23 147L25 150V153H26V155H27V157L29 158L30 157V159H25V160H23L22 161V159H20L19 157L17 158L18 160H19V162L21 163H23V164H25V165H23V164H21L22 166H20L21 168H23V169H21V168H19V169H21V174H19L18 175V177L20 176H22V174H23V176L27 179V180H25L24 179V177L22 178H19V179H22V181L21 180H19L18 178H17V176H15V175H9L8 176V174H6L5 176H8V177H5V181H3L4 179H2V181H3V183L5 182V184H6V182H7V187H6V185H4L2 182L0 183L3 187L5 186L6 188H3V187H1L0 186V190L2 191L3 189V191H2V193H1V191H0V202H1V204L3 203V205L4 206H8L9 205V208L7 207V212L9 213H7L6 212V209H4V208H6V207H4L3 205H1V207H0V264H35V262L36 263H40L41 261V263H43V264H111V263H113V264H168L169 262H171V264H186V263H183V262H181V261H177V259H178V257H176L177 259H176V261H174V259H172L171 260V255H172V258H173V255L174 254H177L176 256H179V252L177 251V249H176V247L175 248H173V249H171L172 247H174L175 245L173 244V242H172V239H174L175 237H178L179 235L180 236H182V237H186V236H188V237H186L187 238V240H189V241H191V243L193 244V245H199L200 246V249L198 248V250H196V251H198L199 252V254H197L196 253V251L194 250V252H193V255L195 254V258L197 257V256H199V257H197V259L196 260H198L200 257H202V259L200 258V261L201 260H203L205 257H204V255L207 253V252H210L209 253V257L207 256V254L205 255L207 258H209L210 259V257H212L213 259H214V257L216 258V257H218V258H216V260L214 259V260H209L208 261V259L206 260V259H204V261L205 262H207V264H264V257L262 258H260V259H258L257 257L258 256H260L261 254L263 255L264 253V238H263V241L261 242V240H262V237L264 236V180H263V178H264V149H262V148H264V141H263V139H264V137L262 138V135L264 136V116H262V115H264V89H263V87H261V89L260 90H257L256 92H257V94L256 95H258V96H254L255 94H253L252 93V95H251V92H253L251 89H252V87L250 88V86L249 85H247V86H245L244 84H241V83H236V84H238V88H236L235 89V86H236V84L235 85H233V88L232 87H230L229 88V97L228 98H230V99H226L224 96L222 97V94H221V92L220 91H222V85H220L219 83H216L217 84V86L216 85H214V84H211V85H209L208 86V83L207 82H203L200 86H198L197 88V90H198V92H201L202 94H203V92H204V94L203 95H205V93H207L205 96L208 98V100L210 101V103H216V101L217 102H219L220 103V106L219 107H217V110L215 109H213L212 108V106H201L202 108H200V110H199V112L197 113V111H194L193 113H192V117H194L195 119H197V120H202V115L204 116V114L207 112V113H211L212 114V116H215V115H222V114H224V111H225V109L227 108V107H229V105H231V101H232V99L233 100H235L236 99V102H235V104L233 105V108L236 110V111H239V112H241L242 110H243V112L247 109V112L248 113H250V112H253L254 111V116L251 118L252 120H250V122L248 123V124H251V132H250V137H249V134L247 135L248 137H244L243 136V139H242V137H240V135H239V138L240 139H238V135H236V133H235V130H231V132H230V136L231 135H233V136H231L230 138H233L234 140H236L237 141V143L242 147V149H241V147L237 144V143H235L234 145H233V143L235 142L234 140H232V139H230L229 140V144H231L229 147L228 146H223V147H221V148H218V149H213V151H215V152H213L212 151V149L211 150H208V151H204V150H202V151H200V153H197L196 155H194V157H187V156H184V158H183V162H184V166H188V167H185V170H188V171H191L192 170V172H194L195 174H197V173H199L200 172V174H198L197 176L200 178L201 177V179H202V181H203V191H205V190H210L212 187H211V183H212V181L211 180H208V179H206L205 177H204V172H206L205 171V169H206V167H207V165L208 164H206V163H201L200 162V160L199 161H197L198 160V158L200 157V156H203V155H205V156H208V157H212V158H215V160H217L218 161V164H216V170H217V174H221L220 172H222V173H226V171H225V168L227 169V174L229 175V178H232V181H231V183H234L233 181H235V182H238V184L236 185V183H234L235 185H233L232 187H234L233 189L236 191V189H237V191L238 192H236L235 193V191L234 190H230V191H232V192H230V191H226V194H225V191H224V193L223 192H215L216 194L218 193V195H219V193H220V198H219V196H217V201H219V202H217L216 201V196L214 197V195H216L215 193L214 194H212L211 196H210V198L212 199L213 197L215 198H213L212 200L209 198V199H202L201 197H193V199L195 200V202L193 201V203L195 204V208H194V210H195V212L197 213H195L194 212V210H193V212L192 213H188V214H184V212H183V209L182 208H180V207H175V208H171L170 207V205H168V206H163L164 204H169V202L168 201H166V200H163V201H156L155 199H153V198H151L150 197V195L153 193V191L154 192H156V190L158 189V187L157 186H155L156 184H155V180H156V177H157V175H166V176H172L173 174H172V172H169L170 170H169V168L168 167H166V169H164L163 171H160L161 170V167H160V163L159 162H157V157L154 155V154H152V152L150 153V155L149 156H147V158H146V160L145 161H143V163L145 162V163H147V164H143V165H145V169L143 170V171H141L137 176L135 175L134 177L133 176H131V170L129 169V168H131L132 167V165L133 164H131V163H129V162H125L124 160L126 159V158H124V157H126L124 154H126V155H128L129 153H130V151H128V150H131L132 148H131V145H139V144H142L141 145V147H143V146H145V145H147L146 144V142L147 143H150V144H148V146L149 145H152L153 143H154V139L152 140V138H146V135L144 136L143 134H144V132L141 130V127L138 129V127L141 125L140 124V122L141 121H144L145 120V122H152V123H154V124H158V122H159V120L158 119H155V118H153V115H157V116H159L160 118H166V119H169V115H172V114H169V115H167V113L165 112V110L167 109V105L162 101V99L160 98V96H159V93L158 94H155V93H157V91H158V89L159 88H161L162 87V84L163 85H165V81L163 80V78H160L159 80L157 79V78H155V77H153L154 75L152 74H150L147 70H145V71H147V72H145L144 70L142 71V70H140V67H142V65L139 63V61H137V60H135V61H137V62H135V63H131L130 61H128V62H130V63H127V62H123V63H125V64H121L120 63V65L119 66H116L117 64H119V61L117 60V59H115V58H113V55L111 54V51H102V52H104V53H101V52H99L98 53V51L96 52V53H98V54H100V56H99V58L96 60L95 59V64H94V66L92 67L93 68V70H92V68H90V70L88 71V69H87V71H88V73H85V71L84 70H79V71H77V69L75 70V68L73 69L72 68V72H78V74H77V72L74 74L73 73V75H74V77H73V75H71V74H69V76H67L68 75V72H71L69 69L70 68H67V67H54L55 65H53V62L50 60L51 58L49 57V58H46V60L44 59V60H42L41 62H44V63H39L40 65H38L37 67H33V69H35V70H32L31 71V65L28 63V62H25V61H23V60H20L18 57L16 58V57H12V52H11V49L8 47L9 45V42L10 41H12V40H14V38L17 36V34H19L20 32H19V30H18V32H17V29H16V26H14V19H15V21H18V22H24L26 19H27V17L22 13V12H16V11H14L11 7H9V6H11V3H13ZM21 2H26V1H24V0H22ZM1 3L3 4V3H5L4 5H1ZM6 3H8V7H7V4ZM7 9H10V10H7ZM7 11V12H6ZM6 12V13H5ZM17 14H16V13ZM5 13V14H4ZM11 13V14H10ZM13 13V14H12ZM4 15H5V17H7V18H5L4 17ZM10 15H11V17H10ZM13 15V16H12ZM19 17H18V16ZM21 15V16H20ZM14 16H17V17H14ZM2 17L4 18V20L2 19ZM24 18H25V20H24ZM5 19H7V24H5L4 22H6V20ZM10 21H9V20ZM19 19V20H18ZM21 19H23V20H21ZM3 20V21H2ZM2 21V22H1ZM9 21V22H8ZM13 24H12V23ZM20 22V23H21ZM106 23V22H105ZM22 24L23 23H21V24H19V25H21L22 26ZM4 25H8V26H5L6 27V30H5V27H4V31H2V29H3V26ZM12 26H14V28L12 27ZM104 26H106L105 24H104ZM12 27V28H11ZM18 28V27H17ZM21 28V27H20ZM7 29L9 30V31H7ZM15 29V30H14ZM10 30H14V33L15 32H17V33H15V35H14V33H13V31L11 32ZM4 32V33H3ZM5 32H9V33H5ZM12 35H11V34ZM238 32H234L233 33V36H234V38H235V41L236 40H240V37H239V33H240V31H239V33L237 34ZM3 34V35H2ZM7 34H9V35H7ZM236 34V35H235ZM5 35V36H4ZM6 35H7V38H6ZM11 35V36H10ZM14 35V36H13ZM2 36V37H1ZM4 36V37H3ZM8 36H10V37H8ZM189 37H190V35H189ZM262 41H264L263 39H261L259 42H260V44H259V42L257 43V44H259L258 45V48H259V50L260 51H258L259 52V54H258V52H256V56H255V58H254V67L255 68H257L260 72H262V69H263V71H264V62H262V61H264V55H262V54H264V46H261V44L263 45L264 43H262ZM8 43V44H7ZM52 44H53V42H51ZM64 42H60L58 45H55V44H53V47L55 48V50L58 52V53H63V52H65V47H64V44H63ZM243 43V44H242ZM243 46H242V45ZM1 45H3V46H5V47H8V48H6L5 49V47L3 48ZM8 45V46H7ZM244 47V48H243ZM226 48H229V49H235L236 51H233V55L235 56V57H237V54H238V59L236 58V60H237V63H239L240 62V60H242L243 58V56L244 57H246L247 55H248V53H249V48H248V41L246 42H242V41H237V42H235L234 44H231V46L230 47H226ZM6 50V51H4V50ZM262 49V50H261ZM2 50V51H1ZM10 52H11V54H10ZM234 53H237V54H234ZM245 53V54H244ZM7 54H9V55H11L10 57H9V55H7ZM244 54V55H243ZM259 56H258V55ZM4 55H5V57H6V60H5V58H4ZM62 55V54H61ZM61 55H60V57L59 56H57V57H59V58H57L59 61H62L63 59V57L61 58ZM246 55V56H245ZM111 56V57H110ZM263 56V57H262ZM9 57V58H8ZM12 57V58H11ZM2 58V59H1ZM9 60H8V59ZM11 58V59H10ZM16 59V60H15ZM17 59L19 60V61H17ZM48 59H49V62H52V63H50L49 64V62H48ZM62 59V60H61ZM109 59V60H108ZM257 59V60H256ZM105 60V61H104ZM261 60V61H260ZM9 61V62H8ZM12 63H11V62ZM97 61H99V62H97ZM101 61V62H100ZM110 61H111V63H110ZM117 62V63H115L116 65H114V66H116V67H113L112 65H113V63L112 62ZM239 61V62H238ZM13 62H14V64H13ZM21 62V63H20ZM22 62H23V64H24V66L26 65V69H24V67L22 68L21 67V65H22ZM256 62V63H255ZM260 62V63H259ZM10 64V66L6 69L5 68V66H6V64ZM105 63H106V65H105ZM139 63V64H138ZM211 63V64H210ZM210 63H208L206 66L207 67H205V65H199V66H202L201 68L203 69V70H206V69H208L209 71H214L215 69H216V65L213 63V62H210ZM236 63V64H237ZM8 64V65H9ZM21 64V65H20ZM29 64V65H28ZM49 64V65H48ZM52 64V65H51ZM107 64H108V66H107ZM1 65H4V66H1ZM12 65V66H11ZM16 65V66H15ZM20 65V66H19ZM65 65V64H64ZM110 65V66H109ZM130 65V66H129ZM261 65V66H260ZM13 66H15V67H13ZM23 66V65H22ZM30 66V67H29ZM43 67V68H41V69H39L40 67ZM46 66H48V68H46ZM4 67V68H3ZM45 67V68H44ZM51 69H53L52 67H54V71L53 70H51ZM103 67V68H102ZM110 67H113L112 69L110 68ZM130 67V68H129ZM134 67V68H133ZM16 68H18L17 70H15ZM28 68H30L29 70H27ZM59 69V71L58 70H56V69ZM65 68H67V69H65ZM104 68L105 69H107V70H104ZM126 68H128V69H137V70H139L140 72H139V74L141 73V75H143V76H141L140 75V77L141 78H139V81L136 83V86H135V84L133 85H131L130 86V84L128 85L127 84V81H126V79L123 81L125 84H127L128 86H129V88H128V86H126L125 85V88H124V83L122 82V79H124V74H126ZM200 68V69H201ZM14 71H12V70ZM63 69L65 70V73H64V71H63ZM99 69H101V71H99ZM109 69V70H108ZM121 69V70H120ZM211 69V70H210ZM19 70V71H18ZM37 70H40L39 72L37 71ZM42 70V71H41ZM45 70V71H44ZM49 70H51V71H49ZM74 70V71H73ZM98 70V71H97ZM207 70V71H208ZM9 71H11V73H14V75L13 74H9L8 72ZM29 71V72H28ZM35 73H34V72ZM57 71V72H56ZM62 71V72H61ZM84 71V72H83ZM90 71H92V72H90ZM106 71H107V73H106ZM110 71H112V72H110ZM117 71V72H116ZM120 71V72H119ZM5 72V73H4ZM7 72V73H6ZM18 72V73H17ZM20 72V73H19ZM24 72V73H23ZM36 72H38V74L36 73ZM40 72H42L43 74H41ZM44 72H46V73H44ZM67 72V73H66ZM83 72V73H82ZM90 72V73H89ZM105 72V73H104ZM110 72V73H109ZM116 74V76H117V78L118 77H120L119 79H117V78H115L116 76H114V73ZM119 72V73H118ZM124 72V73H123ZM145 72V73H144ZM3 73V74H2ZM15 73H16V75H15ZM26 73V74H25ZM28 73V74H27ZM40 73V74H39ZM53 73H55V74H58L57 76L58 77H56V76H54L55 78H56V82H55V80H52V79H54V77H51V76H53V75H55V74H53ZM60 73H63V74H60ZM79 73L81 74L80 76H79ZM93 73H94V75H93ZM102 73V74H101ZM103 73L104 74H111V76L109 75L108 77H107V79H105V76L103 75ZM113 73V74H112ZM123 73V74H122ZM143 73V74H142ZM4 75V78L5 79H3L2 78V75ZM21 74H23V75H21ZM31 75V77H29V76H25V75ZM32 74H35L34 76H35V78H34V76L32 75ZM49 75V76H47V75ZM50 74H53V75H50ZM83 74H85V75H83ZM87 74H91V75H88L87 76ZM101 74V75H100ZM122 74V75H121ZM148 74H150V76L148 75ZM263 74H264V72H263ZM16 76L17 77V81L16 80H14L15 78L13 77V76ZM36 75H37V77H36ZM60 75H61V77H60ZM66 75V76H65ZM120 75V76H119ZM148 75V76H147ZM8 76V77H7ZM25 76V77H24ZM38 76L41 78V79H39L38 78ZM43 76H44V78H45V80L43 79ZM62 76H65V77H63V78H65V79H63L62 78ZM70 76L72 77L71 78V80H69L70 79ZM76 76H78V77H76ZM104 77V79H103V77ZM121 76H123V78L121 77ZM146 76V77H145ZM242 76H244V73H239L238 74V77L239 78H241ZM23 77V78H22ZM33 77V78H32ZM59 77H60V79H59ZM76 77V78H75ZM86 79H88V80H86ZM88 77V78H87ZM111 79H110V78ZM142 77H144L143 79H142ZM1 78L4 80H1ZM10 78H12V79H10ZM14 78V79H13ZM18 78H19V80H18ZM27 78V79H26ZM30 78V79H29ZM37 78V79H36ZM49 78V79H48ZM73 78H75V79H73ZM147 78V80H145ZM151 79L150 81L151 82H149L148 80L149 79ZM154 78V79H153ZM243 78V77H242ZM241 78V79H242ZM8 81H7V80ZM10 79V80H9ZM25 79V80H24ZM29 79V80H28ZM43 79V80H42ZM59 79V80H58ZM67 79V80H66ZM74 81H73V80ZM79 79L80 80H83L84 81V83L81 81H79ZM102 79V80H101ZM120 79H121V84H120ZM140 79H142V81L144 82V80H145V85H146V87H147V85H148V83H149V88L147 89L146 87H145V89H144V85H141L143 88H140V90H142V89H144V91L142 92V91H137V92H134L132 89L135 87H137V89H139V85H140V83L142 82ZM5 80H6V82H5ZM26 80H27V82H26ZM30 80H32V81H30ZM46 80H48L49 81V84L47 83V82H45ZM65 80V81H64ZM77 80L79 81L78 83H76L77 82ZM93 81L91 84H93L94 83V81H95V84H94V88L92 87V85L90 84V83H88V81ZM112 80V81H111ZM153 80V81H152ZM15 82V84H13L14 82ZM42 81V82H41ZM57 81H59L58 83H57ZM60 81H61V83H60ZM71 82V84H68L69 82ZM148 81V82H147ZM158 83H156V82ZM160 81H162V83L160 82ZM3 82H5V83H3ZM9 82V83H8ZM13 82V83H12ZM18 82V83H17ZM23 82V83H22ZM30 82H32L31 84H30ZM43 83V85L46 87V85H47V87L50 89L51 88V90H49L48 88L45 90L44 88H43V85H42V89H40L39 87H40V85H41V83ZM51 82V83H50ZM66 82H67V84H66ZM98 82V83H97ZM140 82V83H139ZM141 83V84H144V83ZM147 82V83H146ZM8 83V84H7ZM20 83H22L23 85H21ZM29 83V84H28ZM35 83V84H34ZM37 83V84H36ZM40 83V84H39ZM56 83L58 84V85H56ZM82 83V84H81ZM88 83V84H87ZM97 83V84H96ZM113 83V84H112ZM159 83H161V84H159ZM208 86V88L209 89H207V86L205 85V84ZM10 84V85H9ZM12 84V85H11ZM28 84V85H27ZM33 84V85H32ZM56 85L57 86V88L56 87H53L54 85ZM60 84V85H59ZM91 85V86H88L87 87V85ZM152 84V85H151ZM3 85V86H2ZM6 85V86H5ZM8 85H9V88H11V91L10 92H12L11 94H10V92L8 91ZM20 87V89L19 88H17L18 86ZM30 85V86H29ZM36 85V86H35ZM37 85L39 86V87H37ZM51 85H53V86H51ZM62 85H64V87L65 86H67V85H69V87L67 86V88L65 87V89H62ZM72 85V86H71ZM84 85V86H86V87H82V86ZM122 87H121V86ZM159 85V86H158ZM213 85V86H212ZM220 85V86H219ZM16 88H15V87ZM33 86H34V88H36L35 90L36 91H31L32 89H33ZM76 86V89H78V90H74L73 91V89H74V87ZM100 86V87H99ZM103 86V87H102ZM113 86V87H112ZM134 86V87H133ZM140 86V87H141ZM202 86V87H201ZM211 86V87H210ZM215 86V88H217V90L215 89V92L216 93H214L213 91H214V88H212V87H214ZM2 87H4V88H2ZM14 87V88H13ZM21 87H23V88H21ZM58 87H60V88H58ZM71 87V88H70ZM80 87V88H79ZM90 87V88H89ZM98 87V88H97ZM102 87V88H101ZM105 87H107V88H105ZM116 87V88H115ZM121 87V88H120ZM132 89H131V88ZM206 87V89H203V88H205ZM241 87V88H240ZM32 88V89H31ZM73 88V89H72ZM81 88L83 89H88V90H85V92H84V89H83V92L85 93V94H87L86 96H84V93H83V95H82V91H81ZM110 88H113V90H115V89H117V88H119L118 90L119 91H121L120 93H122V94H119V92H118V90H116V91H113V90H111ZM127 88V89H126ZM135 88H134V90H135ZM212 88V89H211ZM243 88V89H242ZM246 88V89H245ZM6 89V90H5ZM13 89V90H12ZM18 89V90H17ZM22 89V90H21ZM25 89V90H24ZM38 89H40V91L38 92L37 90ZM54 89H57V90H55V94H56V92H58V93H60V94H62V92L64 93V96L65 97H67V95H68V97L66 98V104H65V109H67V110H69V111H73L74 112V110L73 109H85V108H91V107H94V104L93 103H95L97 106L98 105H100V106H98V109H99V107L101 108V109H99L100 111H103L102 110V108L103 107H105V105H107L106 107L107 108H110L109 110L111 111H107L106 109V107L105 108H103L106 112H110L109 114L111 115V113L112 112H114V114L112 113V115L110 116V117H114V119H119V121L120 122H122L121 121V118H122V120H124V119H126V120H124L123 122H125L124 124L126 125V122H129L128 123V125H124V124H122V123H120L119 121H117V120H114V119H112V120H114L113 121V124L115 125V121H117L118 123H120V124H118V123H116V125H117V127L119 126V128L123 125V126H125V128L124 127H121V128H123V130H122V134L124 135V136H122V140H116V142L113 140L112 141V139L111 140H108V139H110L105 133H104V131H102V130H100V129H98V125L97 124H95V126L97 127H95L94 126V124H91V122L89 121V120H87L88 118H86V117H84L83 116V114H81V116H80V114L75 110V114H72L71 113V115H74L73 117L71 116V118L73 119H70L69 121H68V123H70L71 124V122H72V124L70 125V126H73V128L69 131L70 133H68V134H64L65 136L63 137V135L61 136V135H57V136H55V137H53V138H51V139H44L43 137H40L41 135H39L40 134V131L45 127V126H47V125H45L46 123H48V114H54L55 112H56V110L54 111L53 110V108H52V106H51V103L52 102H49L48 101V99L50 100V101H54L56 98L55 97H57V96H54L55 94H53L54 93ZM66 89H68V93H65V91H66ZM70 89H72V90H70ZM97 91H96V90ZM102 91H101V90ZM107 89H109V90H107ZM121 89H123V90H121ZM129 89H130V91H129ZM162 89H163V87H162ZM203 89V90H202ZM213 90V91H211V90ZM231 89V90H230ZM233 89H234V91H233ZM240 89V90H239ZM244 89H245V91H244ZM29 90L31 91V93L29 92ZM43 90L45 91L44 93H43ZM51 91L50 93H49V91ZM63 90V91H62ZM94 90V91H93ZM129 91V93H128V91ZM220 90V91H219ZM238 92H237V91ZM13 91H15V94L13 93ZM21 91H22V93H21ZM23 91H25V92H23ZM80 93H79V92ZM88 91H91L92 93L89 95V92ZM112 91V92H111ZM123 91V92H122ZM133 91V92H132ZM136 91V90H135ZM147 91V92H146ZM159 91H161V90H159ZM203 91V92H202ZM240 91H241V93H240ZM251 91V92H250ZM70 92L73 94V95H71L70 94ZM77 94H76V93ZM105 92V93H104ZM109 92V93H108ZM116 92H118V94L116 93ZM126 92V93H125ZM133 94H131V93ZM142 92V93H141ZM145 92V94H143ZM219 92V94L217 95V93ZM250 92V93H249ZM6 93L8 94V95H6ZM17 93V94H16ZM33 93V94H32ZM74 93H75V95H74ZM78 93H79V95H78ZM104 93V94H103ZM107 93V94H106ZM117 94V96L116 95H113V94ZM123 93H125V94H123ZM127 93L129 94V95H127ZM136 93V94H135ZM143 94V95H141V96H139L138 97V94ZM213 93V94H212ZM259 93V94H258ZM21 94V96H20V98L19 97H17V96H19ZM24 94V95H23ZM27 94V95H26ZM46 94H49L47 97H46ZM51 94H53V95H51ZM60 94H56V95H60ZM67 94V95H66ZM102 94V95H101ZM131 94V95H130ZM150 96H149V95ZM210 94V95H209ZM244 94H248L249 95V97H248V99L247 100H245V99H242V96L244 95ZM1 95H2V98H1ZM4 95H6L5 97H3ZM11 95V96H10ZM12 95H15V96H13L14 97V99H13V97H12ZM32 95V96H31ZM35 95H37L38 96V98H39V96L41 97V98H39V100L40 101H38V99H37V96L34 98L33 96H35ZM80 95H81V97H80ZM89 95V96H88ZM122 97H121V96ZM135 95H137V97L135 98L134 96ZM211 95H213V96H211ZM259 95H261V97L259 96ZM7 96H9V97H7ZM51 96V97H50ZM52 96H53V98H52ZM71 96L73 97V99L71 98ZM74 96H75V98H74ZM78 96V97H77ZM109 96H110V98H114V97H121V98H123L124 96H126V98L125 99H131V100H129L130 101V104H128L127 105V112H126V108H124L122 111H121V109L122 108H117V106L116 105H113V104H111L109 101L111 100L110 98H109ZM130 96H132V98L130 97ZM155 96V97H154ZM216 96H217V98H216ZM220 96H221V98H220ZM251 96V97H250ZM7 97V98H6ZM12 97V98H11ZM24 97V98H23ZM45 97V99H43ZM82 98V99H77V98ZM87 97H89V98H87ZM93 97V98H92ZM98 97V98H97ZM130 97V98H129ZM232 97V98H231ZM255 97L257 98V99H255ZM262 99H260V98ZM263 97V98H262ZM6 98V100H4L3 101V99H5ZM23 100H22V99ZM34 98V99H33ZM105 98V100L103 101V99ZM134 98V99H133ZM215 98V99H214ZM14 101H17V100H19L20 99V101L21 102H23L24 100V103H26V104H24V103H22L21 104V102L20 101H17V102H13V100ZM17 99V100H16ZM27 99V100H26ZM135 99H136V101H135ZM138 99H141V100H139L138 101ZM159 99V101L161 102H159V101H157V100ZM161 99V100H160ZM211 99V100H210ZM226 101H225V100ZM253 99V100H252ZM254 99H255V101H254ZM10 100H11V103H10ZM37 100V101H36ZM44 102H43V101ZM76 100V101H75ZM88 100H89V102H88ZM108 102H107V101ZM216 100V101H215ZM224 100V101H223ZM252 100V101H251ZM48 101V102H47ZM92 101H93V103H92ZM132 101V102H131ZM142 101V102H141ZM257 101V102H256ZM20 102V103H19ZM46 102V103H45ZM97 102V103H96ZM98 102H100V103H102V104H98ZM133 102H135V104L133 103ZM137 102V103H136ZM222 102V103H221ZM224 102V103H223ZM259 102H260V104H259ZM17 103H19V105L17 104ZM38 103V104H37ZM47 103H49V104H47ZM109 103V104H108ZM142 103V104H141ZM151 103V104H150ZM160 103V104H159ZM164 103V104H163ZM10 104V105H9ZM13 104V105H12ZM14 104H16L15 105V108H14ZM24 104V105H23ZM41 104H44V106H42ZM103 104H105V105H103ZM137 104V105H136ZM155 104V105H154ZM239 104V105H238ZM243 106H242V105ZM262 104V105H261ZM23 105V108L25 109H23V108H21V106ZM28 105V106H27ZM45 105H47L48 107H46ZM72 105H74V106H72ZM92 105V106H91ZM131 105V106H130ZM136 105V106H135ZM159 105V106H158ZM211 105V104H210ZM237 105V106H236ZM261 105V106H260ZM18 106V107H17ZM51 106V107H50ZM71 107V109H70V107ZM88 106V107H87ZM91 106V107H90ZM102 106V107H101ZM110 106H112V107H115L114 109L116 110V112L114 111V110H112L111 109V107ZM137 106H139V109L137 108ZM149 106V107H148ZM152 106V107H151ZM164 106V107H163ZM242 106V107H241ZM135 107V108H134ZM143 107V108H142ZM154 107H155V110L157 111V112H155V110H154ZM159 107V108H158ZM161 107H163L162 109H161ZM205 109H204V108ZM211 107V108H210ZM244 107V108H243ZM245 107H246V109H245ZM253 107V108H252ZM257 109H256V108ZM5 108H6V111H4L5 110ZM29 108H30V111H29ZM44 108V109H43ZM97 108V107H96ZM130 108V109H129ZM152 108V109H151ZM207 108V109H206ZM224 108V109H223ZM243 108V109H242ZM36 109H38V110H36ZM118 109H119V111H118ZM138 109V110H137ZM148 109H149V111H148ZM160 109V110H159ZM165 109V110H164ZM210 109H212V110H210ZM221 109V110H220ZM239 109H241V110H239ZM20 110H22V111H20ZM40 110V111H39ZM48 110V111H47ZM50 110H51V112H50ZM130 110H134V112L133 111H130ZM136 110V111H135ZM202 110V111H201ZM205 110H206V112H205ZM214 110V111H213ZM5 113H8V115L9 116H11L12 117V120H10L11 118H8L9 116L8 115H5L6 117H3L4 115L3 114H5ZM8 111V112H7ZM29 112V114H27L26 116H25V114H24V116H22L23 115V113H25V112ZM47 111V112H46ZM54 111V112H53ZM132 114L131 115V117L133 116L134 118V120L132 119V118H130V117H128V116H130V113ZM142 112V113H144V115L146 116H144L143 117V115H142V113H140V112ZM209 111V112H208ZM222 111V113H220ZM246 112V111H245ZM245 113V114H248V113ZM22 113V114H21ZM36 113V114H35ZM41 113V114H40ZM76 113H78V114H76ZM116 113V114H115ZM117 113H119V115H121V117L119 118V116H118V114ZM122 113V114H121ZM148 114V115H146V114ZM197 113V116H195V114ZM44 114V115H43ZM125 114V115H124ZM128 114V115H127ZM134 114V115H133ZM140 114H141V116H140ZM152 114V115H151ZM164 114H165V116H164ZM201 114V115H200ZM15 115V114H14ZM29 115V116H28ZM77 115H78V117H77ZM115 115H117V116H115ZM122 115H124L123 117H122ZM135 115L136 116H140V118L138 119V120H136L135 119ZM161 115V116H160ZM174 115V117H172ZM173 115L170 117V119L169 120H171V118L175 121V120H177L178 118H176V117H179V115L180 114H174L173 113ZM199 115V116H198ZM260 115V116H259ZM76 116V117H75ZM85 116H86V114H85ZM176 116V117H175ZM234 116V117H233ZM262 116V119H260V117ZM13 117H14V119H13ZM21 117H23V119L21 118ZM38 117V118H37ZM40 117H42V119L41 120H43L44 122H45V124L43 125V121H42V123L40 122L41 120H40ZM46 117H47V119H46ZM112 117V118H113ZM117 117V118H116ZM126 117H128V118H126ZM142 117V118H141ZM26 118V119H25ZM28 118H30V119H28ZM33 118H35V119H33ZM79 118V119H78ZM81 118H82V120H84V121H80L81 120ZM144 118H146V119H144ZM148 118V119H147ZM199 118V119H198ZM234 119V120H231V119ZM253 118H255V119H253ZM258 118V119H257ZM17 119V120H16ZM76 121H75V120ZM78 119V120H77ZM142 119H144V120H142ZM20 120H22V121H20ZM31 120V121H30ZM34 120V121H33ZM40 120V121H39ZM148 120V121H147ZM173 120H171V121H173ZM229 121H228V126L229 127H231V128H233V129H236V124H237V122H236V120H238V118H237V116L236 115H232V116H230V118L228 119ZM255 120V121H254ZM262 122H261V121ZM14 121L16 122V123H14ZM35 121H39L40 122V124L39 123H37V122H35ZM75 121V122H74ZM86 121H89V122H86ZM134 121H136V123L137 122H139V123H137V125L135 126V122ZM234 122V124L232 125V123ZM254 121V122H253ZM259 121V122H258ZM33 122H35V123H33ZM77 122V123H76ZM86 122V123H85ZM253 122V123H252ZM258 123V124H256V123ZM262 123V126H261V123ZM32 123H33V126H32ZM131 123V124H130ZM12 124V125H11ZM22 124H24V125H22ZM31 124V125H30ZM35 124V125H34ZM87 124V125H86ZM132 124H133V126H132ZM4 125V126H3ZM30 125V126H29ZM36 125H39L38 127L36 126ZM40 125H42V126H40ZM75 125V126H74ZM76 125H77V127H76ZM91 125H92V128H91ZM115 125V126H116ZM232 125V126H231ZM252 125H256V127L255 126H252ZM3 126V127H2ZM5 126H8V127H5ZM11 126V127H10ZM13 126V127H12ZM127 126H128V128H127ZM130 126H131V129H130ZM135 126V127H134ZM258 126H260V127H258ZM75 127V128H74ZM81 129H80V128ZM16 128V129H15ZM85 128H87V129H85ZM91 128V129H90ZM95 128V129H94ZM255 128V129H254ZM14 129V130H13ZM76 129H78L77 131H76ZM89 129V130H88ZM124 129H127V130H124ZM138 129V130H137ZM259 129V130H258ZM83 130V131H82ZM88 133V134H85V131ZM97 130V131H96ZM132 132H131V131ZM89 131V132H88ZM94 131H96V133H98V135H99V133L101 134L100 136H101V138H102V140L100 139V136H97V134L94 132ZM127 131H128V133H127ZM253 131V132H252ZM26 132V133H25ZM31 132V133H30ZM103 132V133H102ZM137 134H136V133ZM256 132V133H255ZM257 132H260V134L259 133H257ZM4 133H5V135H4ZM28 133V134H27ZM127 133V134H126ZM130 133V134H129ZM143 133V134H142ZM27 134V135H26ZM31 134H33V135H31ZM35 134V135H34ZM38 136H37V135ZM85 134V135H84ZM90 134V135H89ZM94 134H96V135H94ZM102 134H103V136H102ZM106 136H105V135ZM138 135V136H136V135ZM141 134V135H140ZM258 134V135H257ZM7 135V136H6ZM32 136V138H31V136ZM75 135V136H74ZM77 135V136H76ZM91 136L92 135V137H91V139L89 138V137H86V136ZM258 136V137H255V136ZM23 136V137H24ZM34 136V137H33ZM37 136V137H36ZM68 136V137H67ZM97 138H96V137ZM126 136H128V137H126ZM235 136H237V137H235ZM252 136H253V138H252ZM0 138V147L2 148V150H1V153H4V155L7 157V158H9V159H12L13 158V154H12V152H13V147H14V151H15V149L17 150V149H20V147L19 146H17L16 144H15V139H13L14 137L13 136H10L9 135V138ZM12 137V138H11ZM23 137H21L22 139H23ZM24 137V138H25ZM32 139V141L30 140V138ZM89 138V139H84V138ZM99 137V138H98ZM106 137V138H105ZM107 137H108V139H107ZM124 137H126V138H124ZM260 137H261V139H260ZM37 138V139H36ZM68 138V139H67ZM73 138V139H72ZM134 138H136L135 140H134ZM258 138H259V140H258ZM2 139H3V141H2ZM12 139V140H11ZM36 139V140H35ZM81 139V140H80ZM95 139H99V140H97V141H102V142H104V139H105V143L104 144H106V146H104V144L102 145L103 146V148L101 147V143L100 142H98V143H95V142H97ZM124 139H126V140H124ZM128 139V140H127ZM133 139V140H132ZM139 139V140H138ZM144 139H146L145 141H144ZM252 139V140H251ZM24 140V139H23ZM30 140V141H29ZM42 140V141H41ZM59 140V141H58ZM61 140H64V141H61ZM92 140V141H91ZM147 140H149V141H147ZM261 140V141H260ZM5 141V142H4ZM7 141H10V142H12V143H10V142H8L7 143ZM35 141H39L38 143H36ZM57 141V142H56ZM66 141V142H65ZM68 141V142H67ZM80 141V142H79ZM84 141V142H83ZM91 141V145H90V142ZM107 141V142H106ZM125 141V142H124ZM134 141V142H133ZM138 141V142H137ZM231 141H232V143H231ZM242 141H244V142H242ZM254 141V142H253ZM31 142V143H30ZM34 142V143H33ZM50 144H49V143ZM54 142H56V143H54ZM61 142V143H60ZM87 142V143H86ZM92 142H94L95 144H96V147H95V144L94 143H92ZM119 142V143H118ZM127 142H129L128 144H127ZM139 142H141V143H139ZM153 142V143H152ZM240 142V143H239ZM246 142V143H245ZM247 142H249V143H251V145L249 144V143H247ZM46 143V144H45ZM66 143V144H65ZM71 143V144H70ZM78 143H79V146L77 147L76 145H78ZM86 143V144H85ZM111 143V144H110ZM126 143V144H125ZM136 143V144H135ZM242 143V144H241ZM254 143H255V145H254ZM257 143V144H256ZM4 144V145H3ZM8 145V147L7 146H5V145ZM12 144H14V145H12ZM32 144V145H31ZM33 144H35V145H33ZM74 144V145H73ZM82 144V146H80ZM88 144V145H87ZM99 144H100V146H99ZM109 144H110V146H112V144L114 145V146H119L118 148L122 151V153H121V156H120V152L121 151H119L118 150V148L117 147H114V146H112V147H110L109 146ZM116 144V145H115ZM120 144V145H119ZM122 144H123V146H122ZM238 146H237V145ZM12 145V146H11ZM36 145H38V146H36ZM45 145V146H44ZM56 145V146H55ZM66 145V146H65ZM94 146L93 148H91V149H94V148H96V150L94 149V150H91V149H89V148H87V147H85V146ZM125 145V146H124ZM244 145H245V147H244ZM253 145V146H252ZM258 145V146H257ZM27 146V147H26ZM41 146V147H40ZM68 146H70V147H68ZM99 146V147H98ZM122 146V147H121ZM127 146V147H126ZM154 145H152V147H153ZM236 146V147H235ZM249 146V147H248ZM255 146V147H254ZM17 147V148H16ZM33 147V148H32ZM38 147V148H37ZM47 147V148H46ZM125 149H124V148ZM247 147V148H246ZM251 147V148H250ZM7 148V149H6ZM29 148V149H28ZM30 148H32L31 150H30ZM38 149L39 151H40V153L39 152H37L36 153V155H33V149ZM53 148H56V150L55 149H53ZM65 148V149H64ZM67 148V149H66ZM72 148V151L74 152V150H78V151H75V153H73L75 156H77V157H80V158H83V156L85 157L87 154L84 152V151H87L88 149H89V153L91 154V159L90 160H88L89 161V163L87 164V167H86V171H83V173H84V175H87V174H89L90 175V173H91V176H92V178L94 177V178H96L97 176V178H101V180L103 181V186H104V188L105 189H103V192H102V196H104L105 197V199L107 200L106 202L107 203H109L108 201H110L111 200V198L113 199L112 201H110V204H107L106 202H104V204L103 205H105V206H103V209H102V206H100L99 208H100V211H99V209H98V207L97 206H95L94 207V209H96V210H94L93 211V205L92 204H89L88 205V202H84V203H86L87 204V206H86V204H82V202L80 203V202H75L74 201V197H72V196H68V199H67V196H66V198L65 197H62L61 199H57V200H53V199H51V200H49L48 198L52 195V194H54V193H57V194H59L61 191L60 190H62V192L60 193V194H67L68 195V192H69V194H71L73 191H75L73 188H75L76 190H77V188H78V183L80 182V181H82V180H80L79 178H78V175H80L82 172H80L79 174L78 173H72L70 170H69V163H68V161H67V159H68V157H67V154L68 153H71L72 154V152H71V149ZM78 148V149H77ZM87 148V149H86ZM99 148V149H98ZM101 148V149H100ZM154 148V147H153ZM226 148H228V149H226ZM232 149L231 151H230V149ZM240 150H238V149ZM248 148H250L251 150H254V152L253 151H251L250 152V149L248 150ZM258 148H261V150L260 149H258ZM3 149H5V150H3ZM10 150V152H11V155H10V152H8L9 150ZM44 149H46L47 150V152H46V150H44ZM49 149V150H48ZM65 150L66 152H67V154H66V152L64 151V153H63V151L62 150ZM115 149V150H114ZM257 149V151L255 152V150ZM51 150H52V152H51ZM55 152H54V151ZM60 150V151H59ZM67 150H70V151H67ZM82 150V151H81ZM99 150V151H98ZM229 150V151H228ZM235 150V151H234ZM3 151V152H2ZM8 153H7V152ZM29 151H31L30 153H28ZM42 151V152H41ZM44 151L46 152V153H44ZM82 153H81V152ZM91 151V152H90ZM93 151H98L97 153H92ZM102 151V152H101ZM107 151V152H106ZM110 151H113V152H110ZM115 151H118L117 153H114ZM260 151L263 153V154H261L260 153ZM6 152V153H5ZM50 152V153H49ZM57 152L59 153V154H57ZM62 152V153H61ZM87 152V153H88ZM224 152V153H223ZM225 152L227 153V154H225ZM232 152H234V153H232ZM241 154V155H239V153ZM52 153H54V154H56V155H52ZM76 153H81L80 155H82V157L81 156H78ZM105 155H104V154ZM107 153H108V156H107ZM109 153H111V154H109ZM114 153V154H113ZM206 153V154H205ZM214 153V154H213ZM235 153H237L236 155H235ZM257 153H259V154H257ZM8 154H9V156H8ZM44 154V156H42ZM50 154V155H49ZM102 154V155H101ZM113 154V155H112ZM203 154V155H202ZM208 154V155H207ZM224 154V155H223ZM229 154V155H228ZM243 154H244V156H243ZM33 155V156H32ZM59 155H60V157L63 155L64 156V158H60V159H62V160H59V159H57V158H59ZM104 155V156H103ZM119 155V156H118ZM154 155V156H153ZM215 155V156H214ZM220 155V156H219ZM224 157H223V156ZM225 155H226V157H225ZM256 156L257 158H252V156ZM52 156V157H51ZM55 156H57V157H55ZM99 156H101V157H99ZM103 156V157H102ZM106 156V157H105ZM115 156V157H114ZM152 156V157H151ZM250 156V157H249ZM253 156V157H254ZM260 156V157H259ZM42 157V158H41ZM45 157V158H44ZM110 157H111V160H112V162L109 164L108 163V161H110ZM186 157V158H185ZM219 157V158H218ZM228 157V160L226 159L225 160V158H227ZM229 157H230V161H229ZM246 157H247V159H246ZM263 157V158H262ZM40 158H41V160L42 161H44V159H47V160H49L47 163H48V166H49V168H53L54 170H57V172H56V174L55 173H53L52 172V175L53 174H55V175H51L53 178H55V180L52 178V177H47V175L45 176L44 175V172H42L41 170H39L37 167L40 165V162H41V160H40ZM50 158H52V159H50ZM95 158V159H94ZM97 158H98V161H99V163H98V161H97ZM101 158V159H100ZM102 158H103V160H105V161H103L102 160ZM113 158V159H112ZM119 158H121V160L119 159ZM242 158V159H241ZM262 158V159H261ZM93 159H94V161H93ZM124 159V160H123ZM150 159V160H149ZM153 159V160H152ZM189 159V160H188ZM195 159V162L193 161V160ZM221 160V162H220V160ZM235 159V160H234ZM236 159L237 160H239V161H237L236 162ZM243 159H246V160H248L251 164H253V168H254V170L257 172H255L254 170L253 171H251V170H249V169H243L242 167H241V162H243ZM258 160V162L256 161V160ZM34 160H36V161H34ZM46 160V161H47ZM52 160V162H50ZM53 160H55V162H53ZM64 160V161H63ZM113 160H115V162L113 161ZM119 160V161H118ZM155 160V161H154ZM222 160H223V162H222ZM235 161V163H234V161ZM25 161L26 162H28V163H30V164H27V163H25ZM31 161V162H30ZM37 161H39V163H37L36 164V162ZM59 161H62V162H59ZM91 161V162H90ZM94 163H93V162ZM95 161H96V163H95ZM107 161V163H105ZM122 162V163H124V164H120L119 165V162ZM150 161L151 162H153V163H151L152 165L153 164H155V165H153V166H151V164H150ZM186 161V162H185ZM226 161V162H225ZM241 161V162H240ZM260 161V162H259ZM35 162V163H34ZM64 162V163H63ZM102 162H104V163H102ZM117 162H118V164H117ZM120 162V163H121ZM194 162V163H193ZM198 163V165H200V166H202V168H199V166L197 165V164H195V163ZM256 162V163H255ZM112 163H113V165H112ZM158 163H159V165H158ZM220 163V164H219ZM225 163V164H224ZM236 163H241L240 165H237ZM33 164V165H32ZM55 164V165H54ZM67 164V165H66ZM131 164V165H130ZM150 164V165H149ZM186 164V165H185ZM190 164V165H189ZM234 165V166H232V165ZM27 165V166H26ZM29 165V166H28ZM52 165V166H51ZM107 165V166H106ZM115 165H117V167L115 166ZM131 167H130V166ZM191 165L192 166H194V167H192L191 168ZM205 167H204V166ZM257 165H260L259 167L257 166ZM35 166V167H34ZM119 166V167H118ZM196 166H197V168H196ZM219 168H221V167H225L224 169L223 168H221L222 170H220V169H218V167ZM232 166V167H231ZM236 166V167H235ZM25 167V168H24ZM29 167V168H28ZM31 167H34V171H35V168L36 169H38V170H36L37 171V173H36V175H34V177H36L37 175H39L37 178H33L32 176H33V174H35V172L34 173H32L33 171V169L31 168ZM57 167V168H56ZM61 167V168H60ZM110 167V168H109ZM231 167V168H230ZM240 167V168H239ZM255 167H258V168H255ZM27 168V169H26ZM150 168V169H149ZM155 168V169H154ZM229 168L231 169V170H229ZM233 168H235L236 170H234ZM110 169V170H109ZM120 169V171L118 172V171H115V170H119ZM130 171H129V170ZM149 169V170H148ZM154 169V170H153ZM199 169V170H198ZM203 169V170H202ZM261 169V170H260ZM32 172H31V171ZM68 171V173H67V171ZM90 171V172H88V171ZM95 170V171H94ZM127 170V171H126ZM146 170H148V172H149V175H150V173H154L153 175H154V177L153 178H150V177H148L147 176V178L145 179L144 177H146V176H143V174L145 173L146 174ZM196 170H197V173H196ZM233 170V171H232ZM239 170V171H238ZM241 170V171H240ZM244 170V171H243ZM247 170H249L251 173H252V175H251V173L250 172H248ZM23 171H24V173H23ZM38 171H39V173H38ZM53 171V170H52ZM91 171H94V175H93V172H91ZM100 171V172H99ZM101 171H103V173L101 172ZM111 171H112V173H111ZM152 171H154V172H152ZM169 173H168V172ZM199 171V172H198ZM232 171V173H230ZM235 171H237V172H235ZM247 171V172H246ZM12 172V171H11ZM10 172V173H11ZM55 172V171H54ZM85 172H87V173H85ZM166 172V173H165ZM30 173V174H29ZM32 173V174H31ZM69 173H71L70 174V176H69ZM105 173V174H104ZM106 173H110V174H107L106 175ZM113 173H116V174H113ZM172 175H171V174ZM230 173V174H229ZM234 173V174H233ZM244 174V176H246V178H247V181L249 180H251L250 181V183H252V182H254L253 184L256 186H253L252 184H250L249 182L248 183H246V182H244V181H246V178H244V176L242 175V174ZM248 173V174H247ZM250 173V174H249ZM65 174H66V176H65ZM97 174V175H96ZM102 174H103V176H102ZM157 174V175H156ZM235 174H237V175H235ZM241 176H240V175ZM246 174V175H245ZM263 174V175H262ZM27 175V176H26ZM58 175H60V177L58 176ZM100 175V176H99ZM250 175V176H249ZM54 176H56V177H58L57 179H56V177H54ZM96 176V177H95ZM111 176V178H109ZM121 176V177H120ZM131 176V177H130ZM142 176V177H141ZM231 176V177H230ZM242 177L243 179H245L244 181H242L243 179L242 178H240V177ZM247 176H249V179H248V177ZM256 176V177H255ZM9 177H11V178H9ZM15 177H16V181H15ZM45 177V178H44ZM46 177L49 179V180H47L46 179ZM61 177H63L62 178V180L60 179ZM123 177H124V179H123ZM204 177V178H203ZM235 177L237 178V179H235ZM252 177V178H251ZM14 178V179H13ZM96 178V179H97ZM126 178L128 179V181L126 180ZM138 178V179H137ZM238 178H240V179H238ZM256 178V179H255ZM37 179V180H36ZM40 179V182H38V180ZM58 179H60L61 181H59ZM64 179V180H63ZM119 179V180H118ZM121 179V180H120ZM130 179V180H129ZM145 179V180H144ZM7 180V181H6ZM10 180H11V182H10ZM14 180V182H12ZM52 180V181H51ZM137 180V181H136ZM138 180H139V182H138ZM143 180H144V182H143ZM147 180H149V181H147ZM151 180V181H150ZM236 180H238V181H236ZM239 180H241V182L239 181ZM17 181H19V184H17L18 182ZM45 181V182H44ZM54 181V182H53ZM64 183H63V182ZM66 181H67V183H66ZM107 181V182H106ZM118 181V182H117ZM123 181H124V183H123ZM126 181V182H125ZM131 181V182H130ZM136 181V185H137V188L135 189V187L134 186H136L135 184H134V182ZM140 181H142V182H140ZM154 181V182H153ZM209 182V183H207V182ZM57 182V183H56ZM71 182V184H69ZM116 182V183H115ZM122 182V183H121ZM260 182H262V183H260ZM14 185H13V184ZM38 183V184H37ZM40 183V184H39ZM43 183V184H42ZM53 185H52V184ZM59 183H61V184H59ZM62 183H63V185H62ZM81 183V182H80ZM106 183V184H105ZM111 183H112V185L113 186H111ZM118 183H121V184H118ZM127 183H129L128 185H127ZM140 183V184H139ZM141 183H143L144 184V186H141ZM147 183V184H146ZM240 183V184H239ZM241 183L242 184H245V186L243 187V185H241ZM8 184H10L9 186H8ZM11 184H12V187L14 186V187H17V189H18V191H17V189H15L14 187H13V190H12V188H11ZM19 185V186H17V185ZM22 184L25 186V184L26 185H28V188H26L27 186H25V188H23V190H25L26 189V191H22V187H24V186H22ZM36 184V185H35ZM47 184V185H46ZM51 185V186H49V185ZM57 184V185H56ZM66 184V185H65ZM108 184H110V185H108ZM116 184V185H115ZM118 184V185H117ZM125 185V188H124V185ZM154 184V185H153ZM187 184H189V185H192V181H188L187 180ZM206 184V185H205ZM208 184V185H207ZM247 184H249L248 186H247ZM257 184V185H256ZM29 185H30V187H29ZM37 185H38V189L36 188L37 187ZM54 185H56V186H54ZM105 185H107V186H105ZM122 185V186H121ZM153 187H152V186ZM205 185V186H204ZM251 185V186H250ZM21 186V187H20ZM47 186V187H46ZM49 186V187H48ZM67 186H69L67 189H66V187ZM71 186V187H70ZM111 186V187H110ZM139 186V187H138ZM148 186H149V188H148ZM152 188H151V187ZM155 186V187H154ZM240 186H241V189H239L240 188ZM8 187L10 188V189H8ZM20 189H19V188ZM35 188V190H33V188ZM118 187V188H117ZM147 187V188H146ZM157 187V188H156ZM236 187V188H235ZM254 187V188H253ZM259 187V188H258ZM3 188V189H2ZM108 188V189H107ZM111 188V189H110ZM117 188V189H116ZM124 188V189H123ZM145 189V191H143L144 189ZM155 188H156V190H155ZM205 188V189H204ZM244 188V189H243ZM246 188V189H245ZM251 188H253L255 191H253V189H251ZM28 189V190H27ZM65 189V190H64ZM131 189H133V190H131ZM135 189V190H134ZM151 189H153V190H151ZM261 189V190H260ZM7 190H8V194L6 195V193H7ZM22 192H21V191ZM70 190V191H69ZM104 190H105V193H104ZM106 190H107V192L108 193H106ZM111 191V193L113 194H111L110 193V191ZM116 190V191H115ZM125 192V195H122V194H124L123 193V191ZM127 190V191H126ZM131 190V191H130ZM245 190H246V192H245ZM252 190V191H251ZM258 190V191H257ZM38 191H40V192H38ZM48 191V192H47ZM72 191V192H71ZM119 191V192H118ZM137 191H138V193H137ZM149 191V192H148ZM243 191H244V193H243ZM250 191V193H248ZM17 192L19 193V194H17ZM24 192L26 193V194H24ZM36 192V193H35ZM44 192V193H43ZM46 192V193H45ZM114 192H116V193H114ZM141 192V193H140ZM230 194H229V193ZM233 192H234V194H233ZM240 192V193H239ZM254 194V195H252V197L250 196L252 193ZM20 193H22V194H20ZM29 193V194H28ZM31 193H33V194H31ZM37 193H39V194H37ZM42 193L43 194H45V195H42ZM48 193V195H46ZM50 193H52V194H50ZM118 193H120V195L118 194ZM137 193V194H136ZM146 193H149V196H145V194ZM237 193H239V194H237ZM246 193H247V195L249 194V196L251 197H247L246 196ZM11 194H12V196L14 197L15 196V198H13L12 196H11ZM35 194H36V196H35ZM107 194V195H106ZM142 194H144L143 196H145L147 199L145 200V198H143V196H142ZM240 194H242V196L240 195ZM8 195H10V196H8ZM17 195V196H16ZM40 196V197H42V196H47V200H46V202L47 203H40V205H39V207H35L34 209H33V211L32 212H30V213H32V214H30L29 215V213H26V214H24L25 215V217H26V219L27 220H25V217L23 218L22 216H19L18 214H16V216L17 217H11V216H13V215H15V213H17V210H14V209H16V206L15 205H17L18 204V201H19V199H17V198H19L20 197V199H23L24 200V202L26 201V199H28L27 201H30L31 199H34V197H38V196ZM42 195V196H41ZM109 195V196H108ZM113 196V197H110V196ZM137 195L138 196H140V199H139V197H137ZM224 195V196H223ZM238 195V197H236ZM255 195H256V197H255ZM5 197V198H3V197ZM19 196V197H18ZM32 196V197H31ZM34 196V197H33ZM115 196H117V197H115ZM119 196V197H118ZM135 196H136V198H138L137 200H134L133 199V201H135L136 202V204L134 205V207H133V205L131 206L132 208H128V209H126V203L128 202V201H130L132 198H135ZM221 196H223V198L226 196L227 197V199H229V200H227L226 198H224V199H226V200H223V198L221 197ZM234 198H233V197ZM244 196V197H243ZM260 196V197H259ZM7 197L9 198V199H7ZM28 197V198H27ZM106 197H108V198H106ZM110 197V198H109ZM122 197V202H121V198ZM148 197H149V199H148ZM228 197H232L233 199H230V198H228ZM239 197H241V198H239ZM254 197V198H253ZM3 198V199H2ZM29 198H30V200H29ZM116 198V199H115ZM130 198V199H129ZM142 198H143V200L144 201H142ZM236 198V199H235ZM245 198V199H244ZM246 198L248 199V200H246ZM256 198V199H255ZM260 198H261V200H260ZM263 198V199H262ZM12 199H14L13 201H12ZM70 199V200H69ZM110 199V200H109ZM129 199V200H128ZM192 199V200H193ZM221 201H220V200ZM239 201H238V200ZM254 199H255V202H254ZM258 199V200H257ZM23 200H22V202H23ZM59 200H61V201H59ZM66 201V203L68 204V206H67V204L65 203V201ZM73 200V201H72ZM126 200V201H125ZM138 200L139 201H142L143 202V206H142V202H138ZM199 200V201H198ZM212 201V202H214V203H212V202H210V201ZM214 200V201H213ZM233 200V201H232ZM238 202H237V201ZM242 200H244L243 202H242ZM263 200V201H262ZM50 201V202H49ZM55 201H57V202H55ZM64 201V202H63ZM69 203H68V202ZM156 201V202H155ZM167 203H166V202ZM198 201V202H197ZM208 202V203H206V202ZM216 201V202H215ZM225 201V202H224ZM228 201V203H226ZM248 201V202H247ZM249 201H251L250 203L252 204H256V207L254 208V206H255V204H254V206H252L251 204H249ZM256 201H258V202H256ZM14 202V205L12 204ZM17 202V203H16ZM21 201H19V203H22ZM71 202H73V204L71 203ZM146 202V203H145ZM152 202L154 203L155 202V206H156V208L154 209V204H152ZM157 202H160V203H157ZM164 202V203H163ZM200 202H201V204H200ZM232 204H230V203ZM235 202H237V204H235ZM240 202V203H239ZM242 202V203H241ZM247 202V205L245 204ZM261 202V203H260ZM7 203H9L8 205H7ZM49 203H53V205L52 206H54V207H52L51 206V204H49ZM56 203H60V204H57V205H54V204H56ZM64 203L66 204V206L67 207H69V208H66V206L64 205ZM115 203V204H114ZM120 203H124L123 205L122 204H120ZM139 203V204H138ZM157 203V204H156ZM204 203H205V205H204ZM225 203V204H224ZM44 204V205H43ZM48 204V205H47ZM70 204V205H69ZM72 204V205H71ZM79 204H80V206H79ZM84 205V207L82 206V205ZM138 204V205H137ZM163 204V205H162ZM213 206H212V205ZM218 204V207L216 206ZM227 204H230V205H227ZM243 204V205H242ZM249 204V205H248ZM259 204H260V208L258 207L259 206ZM11 205V206H10ZM42 205V206H41ZM51 206L52 208H48L47 206ZM63 205V206H62ZM122 205V206H121ZM142 206V207H140V206ZM146 205H150L152 208H150V206H149V208H150V214H152V213H154V212H152V211H154L155 210V213L159 216V221L161 220V225H164L163 227H162V229L164 228L165 230H161V229H157V230H152V231H150L151 229H150V227L151 226H153V224H154V221H157V220H155V218H157V217H154L153 219H152V217L150 218V219H146V218H144V217H142V218H144V219H146V220H143L142 222H141V220H142V218L140 217V219L138 218L139 217V215H140V210L141 209H143V210H146L145 209V207H147ZM162 205V206H161ZM220 205V206H219ZM235 205V206H234ZM237 205V206H236ZM247 206V208H249L248 210V212H247V208H246V206ZM13 206H14V208H13ZM41 206V207H40ZM55 206H56V209H55ZM60 206H62V209H61V207ZM107 206H109V208L107 207ZM115 206V207H114ZM145 206V207H144ZM201 206V207H200ZM222 206V207H221ZM229 206V207H228ZM230 206L232 207V208H230ZM243 206V207H242ZM252 207V208H250V207ZM11 207V208H10ZM60 207V209H58V208ZM64 207V208H63ZM71 207V208H70ZM97 207V208H96ZM111 207V208H110ZM164 207H165V209H164ZM169 209H168V208ZM199 207V208H198ZM224 207V208H223ZM235 207V208H234ZM241 207H242V209H241ZM259 209H258V208ZM1 208H3L2 210H1ZM38 208H39V210H38ZM46 208V211H49V214H48V212H45L44 211V209ZM73 208V209H72ZM118 208V209H117ZM171 208V209H170ZM210 208H218V209H215L214 211L213 210H211ZM257 208V209H256ZM69 209V210H68ZM75 209V210H74ZM79 209V210H78ZM83 210V211H81V210ZM108 209V210H107ZM109 209H110V212H109ZM111 209H112V211H111ZM113 209H115V210H113ZM122 209V210H121ZM126 209V210H125ZM130 209H132V210H130ZM139 209V210H138ZM147 209H148V207H147ZM174 209H175V211H176V213L174 214L173 212H175L174 211ZM180 209V210H179ZM208 211H207V210ZM224 209V210H223ZM236 209V210H235ZM241 209V210H240ZM251 209V210H250ZM10 210H11V212H10ZM60 211L61 213H63V214H65V212H66V215H62L61 213H59L58 211ZM63 210V211H62ZM64 210H66V211H64ZM76 210H78V212L76 211ZM86 210V211H85ZM116 210H118V211H116ZM199 210V211H198ZM206 210V211H205ZM226 210V211H225ZM244 210L247 212V213H249V214H247V215H245L246 214V212H244ZM4 211V212H3ZM15 211V212H14ZM88 211V212H87ZM90 211V212H89ZM102 211V212H101ZM107 211V212H106ZM128 211V212H127ZM129 211H130V213L132 212V216L134 217H131V215L130 214H128L129 213ZM198 211V212H197ZM203 211V212H202ZM221 212V214H220V212ZM229 211V212H228ZM235 211V212H234ZM240 211V213H238ZM252 211H254V212H252ZM6 212V213H5ZM33 212H34V214H33ZM36 212V213H35ZM122 212V213H121ZM136 212H138V213H136ZM152 212V213H151ZM171 212V213H170ZM212 212H214V213H212ZM225 213V212H227V214L225 213V214H223V213ZM232 212V213H231ZM251 212V213H250ZM256 212V213H255ZM14 213V214H13ZM38 213H39V215H38ZM43 213H45V214H43ZM59 213V214H58ZM78 215H77V214ZM82 213H84V214H82ZM103 213V214H102ZM124 213H126V214H124ZM167 213H168V215L170 216H168L167 215ZM181 213V214H180ZM183 213V214H182ZM194 213V214H193ZM199 213V214H198ZM210 213H212V214H210V216H209V214ZM217 214V216H216V214ZM238 213V214H237ZM243 213H245V214H243ZM254 213V215H251V214H253ZM10 214H12V215H10ZM29 215V217H28V215ZM36 214L38 215V216H36ZM40 214H43V216L41 215L40 216ZM48 214V215H47ZM62 216H61V215ZM73 214V215H72ZM82 214V215H81ZM88 216V218H87V216ZM97 214H99V215H97ZM108 214V215H107ZM180 216H179V215ZM214 214H215V217H214ZM231 214H233V215H231ZM238 215V219H236L237 217H236V215ZM245 215V216H243V215ZM257 214H258V216H257ZM7 215V216H6ZM27 215V216H26ZM35 215V216H34ZM74 215H77V217L76 216H74ZM90 215H92L95 219H96V221H95V219H93V217L91 218L90 217ZM97 215V216H96ZM103 215V216H102ZM105 215H106V217H105ZM127 215L128 216H130V217H128L129 219L130 218H133L134 219V221L132 220V219H130V221L128 220V219H126V218H123V216L124 217H127ZM138 216V217H136V216ZM167 215V216H166ZM172 215H173V218H172ZM175 215V216H174ZM181 215H183V216H181ZM220 215V216H219ZM230 215V217H228ZM239 215H242V220H241V216L239 217ZM9 216H10V218H9ZM19 216V217H18ZM31 216H33V217H31ZM46 216V217H45ZM50 216V217H49ZM54 216V217H53ZM69 216H71V217H69ZM82 218H81V217ZM84 216H85V219H84ZM113 216V217H112ZM141 216V215H140ZM207 216V217H206ZM212 216V217H211ZM8 217V219H6V218ZM37 217V218H36ZM38 217H42V218H39L40 220H42V221H40L39 219H38ZM61 219H60V218ZM62 217H65V218H62ZM75 217V218H74ZM104 219H103V218ZM110 217H112V218H110ZM177 217V218H176ZM230 218V220L231 221H233V222H230L229 221V219H227V218ZM243 217H244V219H243ZM247 217V218H246ZM249 217H251V218H249ZM24 219V220H20L21 222H19V220L18 219ZM50 218H51V220H50ZM72 218V219H71ZM102 218V219H101ZM119 219V221H118V219ZM136 218H138V219H136ZM223 218V219H222ZM9 219H11V221L9 220ZM13 219V220H12ZM54 219H56V221L54 220ZM58 219V220H57ZM78 219V220H77ZM81 219V220H80ZM101 221H100V220ZM110 219H112V221L110 220ZM123 219H124V221H123ZM164 219V220H163ZM179 219V220H178ZM197 219V220H196ZM210 219H211V222H210ZM217 219V220H216ZM220 219V220H219ZM225 219L227 220V221H225ZM234 219H235V221H236V223H235V221H234ZM249 219V220H248ZM17 220V221H16ZM52 220H54L55 221V223H56V225L54 224V223H51V221ZM59 220H61V221H59ZM64 220V221H63ZM107 220V221H106ZM114 220H116L115 222H114ZM132 220V221H131ZM136 220H137V222H136ZM148 220H150V222L151 221H153V222H148ZM166 220V221H165ZM174 220V221H173ZM196 220V221H195ZM222 220V221H221ZM4 221H6V222H4ZM14 221H16L15 223H14ZM32 223H30V222ZM49 221V222H48ZM53 221V222H54ZM84 221V222H83ZM109 221V222H108ZM122 221V223L124 224V225H127V226H129L130 225V223H131V226H129V228L127 227V226H124L122 223V225H119L120 224V222ZM126 221V222H125ZM129 223H128V222ZM146 221V222H145ZM208 221V222H207ZM215 221H217V222H215ZM240 221V222H239ZM3 222V223H2ZM29 223V224H27V223ZM34 222H38V225H40L41 227L40 228H42L43 230H45L44 232H43V230L42 229H40L38 226H37V224H35ZM42 222V223H41ZM59 222H60V224H59ZM62 222V223H61ZM71 222V223H70ZM88 222V223H87ZM107 222V223H106ZM111 222H113V223H111ZM116 222H117V225H116ZM134 222H136V224L134 223ZM145 224H144V223ZM166 222H168V223H166ZM204 222H206V223H204ZM24 223V224H23ZM27 225H26V224ZM68 223H70V224H68ZM110 224V226H109V224ZM119 223V224H118ZM126 223H128V224H126ZM135 224L134 226L132 225V224ZM137 223H139V224H137ZM177 223V224H176ZM201 223H203V224H205L206 226H207V229H208V232H207V234H205V236H207V238H206V241L207 242H202V241H199L198 239H196L195 238V236H193V235H196V233H194L195 232V230L197 229V226L198 225H200ZM211 223H212V225L214 226H212L211 225ZM216 223V224H215ZM221 223H223V224H221ZM228 223H231V224H233V226L231 225V224H228ZM6 224H8V225H10V226H8V225H6ZM21 224V225H20ZM43 224V225H42ZM52 225V227L50 226V225ZM107 224V225H106ZM144 224V225H143ZM167 224V225H166ZM198 224V225H197ZM221 224V225H220ZM4 225H6V227L7 228H5V226ZM17 225V226H16ZM67 225H70V227L69 226H67ZM71 225H73L72 227H71ZM102 225V226H101ZM106 225V226H105ZM120 226V228H119V226ZM146 225V226H145ZM150 227H149V226ZM194 225V226H193ZM226 225V226H225ZM230 225V226H229ZM24 226V227H23ZM44 226V227H43ZM54 226V227H53ZM98 226H100L101 228H99ZM107 228V230H106V228ZM113 226V227H112ZM118 227V228H116V230L118 231V229H120V234H122V235H120L119 233V235H117V232H116V230L115 231H113V229H114V227ZM121 226H123V228L121 227ZM141 226V227H140ZM173 226H175V228H176V226H180L179 228L177 227V229H175V231H174V229H173ZM195 226H196V228H195ZM222 226H224V227H222ZM239 226V227H238ZM251 226V227H250ZM21 227V228H20ZM70 229H69V228ZM108 227H109V229H108ZM124 227H127V230L124 228ZM146 227H148V228H146ZM194 227V228H193ZM14 228H15V230H14ZM19 228V229H18ZM45 228V229H44ZM47 228V229H46ZM97 228H98V230H97ZM111 228V229H110ZM143 228V229H142ZM188 228V229H187ZM193 228V229H192ZM212 228V229H211ZM216 229V230H214V229ZM251 228V231H249V229ZM38 229V230H37ZM137 229V230H136ZM190 229V230H189ZM41 230H42V232H41ZM122 230H126L127 231V234H125V235H127V236H124V233H126V231H122ZM139 230H140V232H139ZM145 230V231H144ZM159 230H161L162 232H158ZM173 230V231H172ZM192 230H193V235L192 234H190L191 232H192ZM219 232H218V231ZM223 230H226V231H223ZM94 231V232H93ZM101 231V233L102 234H100V233H98V234H96L97 232H100ZM105 231V232H104ZM108 231H112V233H115L114 235H115V238L113 237L112 238V233L110 232V236H108L109 234V232ZM122 231V232H121ZM129 231H131V234H135V236H134V234L133 235H131L130 234V232ZM143 231V232H142ZM149 231H150V233H149ZM172 231V232H171ZM184 231H186V233H184ZM188 231V232H187ZM210 231H213L214 233H216L217 234V232H218V235L219 236H214L213 235V233L211 232L210 233ZM223 233H222V232ZM235 231V232H234ZM41 232V233H40ZM129 232V233H128ZM174 232V233H173ZM228 232V233H227ZM70 233V234H69ZM103 233H105V235H103ZM139 233V234H138ZM188 233L190 234V235H188ZM221 233V234H220ZM224 233H227V234H224ZM231 233H233V234H231ZM237 233V234H236ZM251 233V234H250ZM86 234H87V236H86ZM137 234V235H136ZM144 234V235H143ZM147 236H146V235ZM152 234H155V235H152ZM171 236H170V235ZM185 234V235H184ZM230 236H229V235ZM235 234V235H234ZM245 234V235H244ZM96 235H100L101 237L100 238H103V236H107V237H111L110 239H108L107 240V242L106 243H104V242H102L103 240L102 239H100V238H98V237H96ZM103 235V236H102ZM166 235H168V236H166ZM192 235V236H191ZM212 235V236H211ZM240 235H242V236H240ZM247 235V236H246ZM261 237H260V236ZM263 235V236H262ZM20 238H19V237ZM120 236V237H119ZM132 236V237H131ZM140 236V237H139ZM208 236H210L209 238L210 239H212L213 237H214V239L216 238L217 239V241H214V239L213 240H211L210 241V239L208 238ZM232 236V237H231ZM234 236H236V237H234ZM259 236V237H258ZM94 237V239H95V241L94 240H92V238ZM104 237V240L106 241V238ZM134 237V238H133ZM146 237V238H145ZM151 237V238H150ZM163 237V238H162ZM166 237H167V239H166ZM169 237H171V238H169ZM174 237V238H173ZM194 237V238H193ZM212 237V238H211ZM222 237V241H225V242H222L221 240H219L220 238ZM229 237V238H228ZM244 237H246V238H248V239H246V238H244ZM87 238V239H86ZM91 238V239H90ZM142 238H144V239H142ZM193 238V239H192ZM204 238V239H205ZM219 238V239H218ZM226 238V240H224V239ZM228 238V239H227ZM253 238V239H252ZM259 238H261L260 239V241H259ZM127 239L129 240V241H127ZM149 239V240H148ZM169 239V240H168ZM171 239V240H170ZM215 239V240H216ZM241 239V240H240ZM92 240V241H91ZM102 240V241H101ZM111 240V241H110ZM124 240V241H123ZM132 240L134 241V242H132ZM151 241V244H149V242L147 243L148 245H146L145 243L146 242H144V241ZM159 241V240H163L165 243V245L163 246V247H165V249L161 246V248H159L158 247V245L157 244H154V241ZM166 240V241H165ZM219 240V241H218ZM236 240H240L241 241V243H238V245H235V244H237L236 242H238V241H235ZM243 240V241H242ZM246 240H248L249 241V243L246 241ZM251 240V241H250ZM258 240V241H257ZM58 241V242H57ZM68 241V242H67ZM70 241V242H69ZM95 243H94V242ZM108 241H110V242H112V243H109ZM137 241V242H136ZM171 241V242H170ZM194 243H193V242ZM210 243H209V242ZM227 241V242H226ZM234 241V242H233ZM170 242V243H169ZM197 242V244H195ZM198 242H199V244H198ZM243 242V243H242ZM252 242V243H251ZM41 243V244H40ZM48 243V244H47ZM50 243V244H49ZM91 243V244H90ZM107 243H109L110 245H108ZM142 243H143V245L145 244V247L142 245ZM168 245H167V244ZM204 243V244H203ZM224 243H228V244H226V245H224ZM234 243V244H233ZM260 243H261V245H260ZM79 244V245H78ZM96 244V245H95ZM153 244V245H152ZM171 244V245H170ZM206 244V245H205ZM212 244V245H211ZM254 244V245H253ZM54 245V246H53ZM76 245V246H75ZM101 245V246H100ZM174 245V246H173ZM209 245H211L212 247H214V248H212L211 246L210 247H208ZM219 246L218 248H215V247H217V246ZM232 245H233V248H232ZM248 245V246H247ZM253 246V248H252V246ZM258 245V246H257ZM53 246V247H52ZM58 246H60V247H58ZM137 246H141L140 248H138ZM143 246V247H142ZM147 246H149V247H147ZM223 246H225V247H223ZM235 246V247H234ZM237 246L239 247V248H237ZM245 246H247V247H245ZM251 246V247H250ZM57 247L59 248L58 249V251H59V253H61V254H59V253H57L58 251H57ZM80 247V248H79ZM89 247V248H88ZM95 247V248H94ZM119 247L121 248V250L123 251V249L125 250V251H123L122 253H121V251H119L120 249H119ZM137 247V248H136ZM169 247V249H166V248H168ZM201 247H204V248H201ZM206 247H208V249L206 248ZM249 247V248H248ZM258 247V248H257ZM60 248H62V249H60ZM104 248V249H103ZM127 248H129L130 249V252L128 251V249L126 250ZM131 248L133 249V250H131ZM136 248V249H135ZM156 250H155V249ZM210 248V249H209ZM224 250H226V252H224L222 249ZM263 249L262 251L263 252H257L258 250L257 249ZM52 251H51V250ZM138 249V250H137ZM141 250V255L139 254V252H140V250ZM144 249V251H142ZM148 249V250H147ZM158 249V250H157ZM159 249H162V250H160L159 251ZM207 249V250H206ZM212 249V250H211ZM214 249H216L214 252H216L217 251V253H215L214 254V256H212V254H213V250ZM240 251H239V250ZM242 249V250H241ZM244 249V250H243ZM249 249V250H248ZM254 249H256V250H253ZM61 250V251H60ZM137 250V251H136ZM151 250V251H150ZM164 250L165 251H167V252H165V253H167V254H165L164 253ZM172 251L171 253H174V254H171L169 251ZM175 252H174V251ZM249 251V253L252 255V258L250 257H248L247 256V258L244 256L243 257V255L242 254H244V251ZM158 251L159 252H161V253H158ZM207 251V252H206ZM219 251V252H218ZM252 251V252H251ZM171 254H169V253ZM221 252V253H220ZM224 252V253H223ZM229 252H231V253H229ZM234 254H233V253ZM256 252H257V254L258 255H256ZM101 253V254H100ZM128 253V254H127ZM135 253V254H134ZM138 253V254H137ZM144 253H146V254H144ZM212 253V254H211ZM222 254V255H220V254ZM246 253V252H245ZM255 253V254H254ZM126 254H127V256H126ZM144 254V256H143V258H142V255ZM148 254L150 255V258H149V256H148ZM155 254H157V255H159V256H154ZM167 255L168 257H170V259L167 257H162L163 255ZM210 254H211V256H210ZM218 255V256H215V255ZM249 254V255H250ZM62 255V256H61ZM136 256V257H133V256ZM162 255V256H161ZM256 255V256H255ZM61 256V257H60ZM132 256V257H131ZM137 256H140V257H137ZM145 256H148V257H146V258H144ZM153 256V257H152ZM160 256L163 258V259H165V260H163V259H160ZM235 256V257H234ZM129 257H131V258H129ZM152 257V258H151ZM154 257H158L160 260H158V258L156 259V258H154ZM65 258V259H64ZM135 258H137V259H135ZM139 258V259H138ZM174 258H175V255H174ZM127 259V260H126ZM219 259H221V261L219 260ZM230 259V260H229ZM239 259H241V260H239ZM246 261H245V260ZM251 259H252V262H251ZM147 260V261H146ZM156 260H158V261H156ZM170 260V261H169ZM219 260V261H218ZM222 260H223V262H222ZM240 262H239V261ZM250 260V261H249ZM258 260V261H257ZM103 261V262H102ZM110 261V262H109ZM134 261V262H133ZM143 261V262H142ZM173 261V262H172ZM199 261V260H198ZM211 261V262H210ZM238 261V262H237ZM242 261V262H241ZM249 261V262H248ZM256 261V262H255ZM44 262H46V263H44ZM99 262H101V263H99ZM130 262V263H129ZM136 262V263H135ZM177 262V263H176ZM201 262H203V261H201ZM213 262V263H212ZM226 262H228V263H226ZM233 262H237V263H233ZM244 262V263H243ZM246 262V263H245ZM206 264V263H205Z\"/></svg>", "mask_w": 264, "mask_h": 264}]
</instances>
